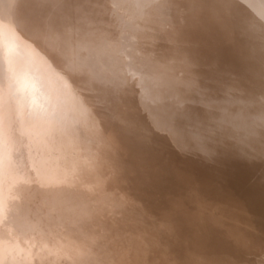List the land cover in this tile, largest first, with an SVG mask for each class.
I'll list each match as a JSON object with an SVG mask.
<instances>
[{
  "label": "rangeland",
  "instance_id": "1",
  "mask_svg": "<svg viewBox=\"0 0 264 264\" xmlns=\"http://www.w3.org/2000/svg\"><path fill=\"white\" fill-rule=\"evenodd\" d=\"M4 1L6 2V0H4ZM4 1H1V3H0L1 5L0 6H2V3H3L4 4L3 7L4 8L7 7L8 8L7 10L8 11L11 10L13 13L16 12L15 9H17V11H20L19 7H18V6H20L19 5L20 2L22 3V5L25 4L24 8L26 9L25 11H27V13L26 12H22V14L24 13L23 18L24 17H26L27 19L29 18V20L23 19V20H25L24 22L27 21L26 22L27 24H29L28 22L31 20V18H32V20L35 19V18L36 19L40 18L42 24L40 23V20L38 21V23L43 25V26H40V29L38 27L40 24H34V22L37 23L36 19L34 20V22L30 21L32 23V25L35 26L34 28L31 25V23L29 24V27L25 26L26 24H24V26L22 27V24L20 25V23L18 21V23H19L18 25H20L19 26V30L21 31L22 34L26 33V36L24 34L25 38L28 41L30 39L32 41L33 45H36V44H34L35 41L37 40L35 38L39 39L38 36H40V35L43 36L44 32H45L46 36L45 37L43 36V37L45 38V40L47 39L48 42L46 44L44 39L41 37L43 42H41L42 40L40 41V39H41L40 38L39 41H36V43L37 42L39 43V44L37 43L38 44L37 46H40V45L42 46V44H43V46L46 47V45H49L48 43H50L49 39H51V37L50 38L47 37L48 35L46 34V32L47 31L49 32V30H51V28H53L52 29L53 32L51 30V32H49V36H51V34L55 35V36H52L53 38L55 37L54 39L52 38V40H55L58 37L60 38V36L63 35L62 37L65 38V40L62 39V37H61L60 39L58 38L59 40L56 39L55 40L56 42L55 41H51V43L54 42L53 43L54 47H55V45H57V47H55L57 52L55 51V49H53L54 47H53L52 44L49 45L50 47L52 46V48H50L49 46H47L46 48L44 47V48L46 50H48V53H49V51H51L53 49L55 52L53 53V51H51L50 53L54 54V55L53 54H51V55L54 57L55 54H56V56L59 57L58 59H60V61L63 58L61 53H63L64 56L66 54H68V53H71V56H72L71 58L72 59L78 58L77 60H72L71 61V59L69 60L70 56L66 55L68 57L65 56L62 61L65 62L66 58H67L66 61H68V60L70 61V62L69 61L65 62V63H67L66 65H69L68 66L69 67L68 68L69 72L68 71L65 72L67 68L64 67L65 63L62 62V64L64 63L63 64L64 70L60 69V71H59V68H58V72L59 73L58 72L57 73L59 75L61 73L63 75L65 74V76L68 73L69 76H66L67 82H68V85H70L69 87H70L71 91L73 92L72 94L74 96V99L76 98L75 99V101L77 102L76 104H77V106H79V108L80 107L83 108V106L85 107L83 109L86 110V113L88 114V117H89L88 120L90 119L91 121L89 120L88 132L87 133H84L83 131H82V133L80 132L81 140L79 141L78 145H75L76 147L73 149L75 151V155L79 158V160L81 161L82 164L85 163V161L89 162V168L85 167L87 170L84 171V173L81 174L78 177L79 181L75 180L73 183H67V184L60 183L59 185H54V186L46 185L45 186V185L41 184L40 182H33V181L32 182H28L26 180H21L20 179L21 177H19V175L17 177L18 178L17 180L14 177L13 178L10 177L11 179H9L6 175H4L2 172H0V179H1V181H0V238H1L0 239V245H1L0 250L2 251V253L0 251V264H76V262H77V264H264V236H262V235H264V229H262V230L260 229L261 226H262V228H264V207H261V206H264V200H262V199H264V182H261L262 180H264V174H262V173H264V168H261L262 166H264V160H262L260 162L261 155H264V149H262V148H264V145H261V144H264V141H262V140H264V138H261L262 140L260 141V143L259 142H254V145L252 144L249 147H244V148L241 149V148L236 147L235 144H233L232 140H228L226 138H224L222 140V138L217 136L219 134L214 132L215 134L213 133V136L211 138L212 140L210 139L211 142L209 141V143H207L208 148L210 147L209 149H211V151L207 153V152H204L203 150L193 149L194 146H195L194 142L191 139L185 137V135H184V138H185V140H184V138H181L183 136L179 135L178 132L175 131L176 130L175 128H177V127H181V129H185V128L188 127V123H187L186 119L184 120L182 118L183 115L187 116V118H189V117H193L194 118L195 117L196 119L195 118L194 119L190 118V119H193L195 121L198 119V121H200L199 123L207 124L206 122L208 120L209 114L212 113V111H213L212 108H213L214 105L219 104L223 100L227 101L229 98L231 99L230 96H232V99H233V97L234 98L239 97V99H243L242 96H239L240 92L237 91L238 89L237 90H235V89L231 90L232 86L230 84L232 83L233 85L235 84V86H236V84L239 83V84H237L236 87H242L243 79L244 80H249V81L251 80V78H246L247 76L243 77L239 71L234 70V67L231 66V70L226 72V73H224L225 77L221 78V80H217L218 81L217 84H219L218 87H222V88H220L218 91L214 90L215 86H211V80H210V79H213V78L211 76H209L210 74H209V72H207L208 71V67H206V65H203L201 62L196 61L195 57L198 58V55H195L193 53V47L190 49V43H192V42L187 40V37L185 36V33H184L185 30L181 29V27L184 28V25H185V23H183L182 21L185 20V19L189 20V17L186 16L187 15L186 11H185L186 9H184V7L188 3L187 0H175L174 2H172L171 3L172 4L171 12L170 11L168 12L169 7H168V3L166 2L167 0H143V1L141 0L142 3H141L140 0H131V1L130 0H120V2H119V0H117V2H119L118 5H115L113 0H108V1L107 0H103V1L94 0L93 2H95V3H96V1L98 2L97 4L92 2L94 4V6L98 5L97 6L98 10H96V8L93 5L92 6L94 8L90 5L91 4V2H90L91 0L90 1L88 0L89 5H88L86 0H83L85 2L82 1L81 3H80V0H79V2H78V0H68V1H70L71 4H72V2L73 3L76 2L77 4L76 3L75 4L78 7V9H76L77 8L76 6L73 7L75 4L71 5V4H69V2L67 0H64V1H66L65 2L66 5H64L63 0H59V1L55 0L56 3H54L55 2L54 0H53L54 2L52 0H47V1H50V2H47L48 4L46 3V0H43V1H41V0H35V1L34 0H27V1H29V3L26 2L25 0H19L20 2L17 1L16 2L17 4L15 3L16 0L15 1L14 0L13 1L10 0V2H8V0H7V5H6V3ZM24 1H25V3H24ZM30 1H32V3H30ZM38 1H39V3H38ZM60 1H62L63 3L61 4ZM121 1H123V2H121ZM34 2H36V3H34ZM41 2H43V3H41ZM102 2H105L104 3L105 5L107 4V6H108V7L106 6L107 8L110 7L109 9H110V11L112 13L115 11L113 13L114 15H118V16L120 15V17L117 18L116 16L112 15V13L109 12V9H107L105 7V5H104V7L102 6L103 5ZM129 2L130 3L133 2V3L130 4ZM8 3H11L10 4L11 5V9L10 10H9L10 7H8L10 5ZM84 3L87 4V5H85ZM108 3H110L111 5L110 4L108 5ZM140 3H141V6H142L140 8V10L142 12V13H140V15L141 14H146L148 16V19H145V18L141 19V18H138V17L134 18V17L130 16V12H129L130 7H132V5H135V7H137L138 4L140 5ZM26 4H28V5L30 4V5L28 6ZM44 4H46V5H44ZM56 4H58V5L56 6ZM59 4H61V5H59ZM83 4L86 7L91 6L92 7L91 8L92 11L93 10H96V11H93V12L91 11V13H90L91 9L90 8L86 9V7H84ZM16 5H17V7H16ZM34 5H35V8L33 7ZM36 5L39 6V10H38ZM41 5H43V6H41ZM62 5H64L65 8ZM67 5L69 6L71 12L67 11V10H69ZM80 5L83 7L82 8L83 10L81 9ZM30 6L32 7L31 13L29 11L30 8H31ZM120 6L123 7V9H120L121 8ZM3 7H0V11L2 13L7 12ZM12 7H15L14 8L15 11L13 10ZM21 7H23V6H21ZM219 7H222V5L219 2L218 3H217V1H215L214 3L212 2L211 6H209V9L211 10L210 13L216 12V8H219ZM63 8H64V10H63ZM66 8H67V10H66ZM102 8L103 9L105 8V10H103ZM33 9H35V10H33ZM44 9H45V11L48 9L46 11L47 13H49V10H51V9H52L53 12L50 11L52 13H50V15L48 14V16H46L47 13L44 11L46 14L42 16V13L40 11L43 12ZM80 9H81V11H79ZM84 9L87 10L85 12L86 14L83 12V11H85ZM99 9H100V11H99ZM118 9H119V11H118ZM65 10H66L67 13L64 12ZM75 10L79 11L80 12L79 13L80 16H82V17H80V16L78 17L77 15H74L77 12ZM236 10L238 12L242 11L239 7L236 8ZM34 11H36V12H34ZM59 11L61 12L60 15L63 14V16L56 17L53 13L56 12L55 14L59 15ZM72 11H74V12H72ZM1 12H0V14H1ZM87 12L90 13V15H88L89 17L93 16V15H91L93 13L97 17L94 16L93 19L94 18L95 19L92 20V18H88ZM95 12H96V14H95ZM116 12H118L119 14H117ZM28 13H30L31 15H28ZM35 13H36V15H35ZM71 13H73V14H71ZM83 13H84V15H81ZM108 13L109 14L111 13L112 18H113V16H114V18L113 19L110 18V15ZM25 14H27L28 16L25 15ZM37 14H38V16L41 15L42 17H44V16L45 17L43 19H41L42 18L41 16L39 18H37L38 17ZM52 14L57 19L51 20V19H53ZM68 14L71 16V18H70V16H68ZM164 14L167 16V19L165 18V16H163ZM205 14L206 13H204L202 10H200V12L197 13V22H196L197 30H199V28H203V26H204L203 24L204 23L202 24L201 19L203 21H206V15L207 14L206 15ZM241 14H243V12ZM108 15H109V18H106V16L108 17ZM214 15L213 16L211 15V17H213L215 19L216 17H214ZM13 16H16V15L13 14ZM17 16L19 17L18 13H17ZM17 16H16V18H17ZM72 16H74L73 18H75V19H73ZM83 16L86 17V18L84 19ZM46 17H48L49 19L46 18ZM66 17H68L71 20H69L68 18L66 19ZM77 17L80 18V19H78ZM104 17H105V19H112V20H110L112 22H113V20L115 18H116V20H118V19H120V20H118V22L115 23V25H113V24L111 25L112 22L106 21L104 19ZM121 17L124 20H122ZM153 17H154V19H153ZM60 18H62V19H60ZM81 18L84 21L83 20L80 21ZM72 19H73V21H72ZM89 19H90V21H89ZM165 19L167 20L166 21L167 23L165 22ZM43 20L47 21V25L51 21H53L52 24L53 25L55 24V25L53 26L50 23L49 24V25H51V28H50V26L46 25V21L44 22ZM48 20H50V21H48ZM56 20H59V22H57ZM65 20L68 21V22H65ZM76 20H77V22L80 21V25H79V22L78 23L76 22L77 24L75 23ZM85 20H87V22L89 21L90 23L89 22H88L89 24L85 23L86 22ZM116 20H114V21L116 22ZM215 20L219 21L220 19L218 20L216 18ZM71 21L74 22L73 25L75 24L78 27H75V25L74 26L72 25L73 26L72 27L70 25V24H72ZM91 21L94 23L95 26L93 25V23H92L93 27L90 25ZM101 21H102V23H101ZM119 21L121 23V26H120V24H118ZM43 22H44V24H43ZM69 22H70V24H69ZM124 22H126V23H124ZM175 22H177L179 24V26L181 25L180 26L181 35H177V38H179L178 40H177V38L174 39V43H175L176 47L174 49H172L171 45H170V43L168 41L169 38L166 39V40H165V38H167L170 35L171 31L172 32L175 31L174 30L175 29V25H174ZM220 22L221 21H219V23L215 22V24H219L221 27H223V25ZM0 23L4 26V27H2L4 29V31H6V30L7 31L8 30L12 31V29L14 31L15 27L13 28L11 26L12 25L11 23H8V22L3 21V20H0ZM60 23H61V26H60L61 27V30H60L61 32L58 33L57 31L60 29V27H59ZM65 23H68V25H66ZM56 24L58 26H56ZM62 24H63L64 27H66V28L68 27V28L64 29ZM84 24H86L85 27H84ZM109 24L111 25L112 28H114V30L111 27H109L110 26ZM129 24H131V25H129ZM87 25H90V27H87ZM98 25L101 26V27L104 25L103 26L104 28L103 27H102V29L101 28H97V27H99ZM118 25L123 29V31L120 30L121 28L119 29ZM150 25H151V27H150ZM55 26H56V29L58 27L57 30L55 29ZM128 26H130V27H128ZM179 26L176 25V28H178ZM37 27H38V29H37ZM70 27H71V29H69ZM108 27L110 28V32H109ZM116 27H118L117 30H119L120 34L118 33L117 30H116L117 32H115ZM126 27H128V29ZM24 28H25V30H24ZM31 28H33V29H31ZM76 28H77V30H76ZM80 28H81V30H80ZM83 28H85V30ZM93 28H94V31H93ZM105 28H107L106 29L107 31H105ZM141 28H142V30H141ZM151 28H153V29L151 30ZM30 29L33 30V31H30L31 32L30 33L31 36H30L29 33H27V32H29L28 30H30ZM34 29H36V30H34ZM126 29H127V31H126ZM131 29H133V30H131ZM19 30L16 29V31H19ZM39 30H40V32H39ZM41 30L44 31V32H42ZM62 30H64L65 33H66V31H68L67 34L65 35V33ZM88 30L89 31L92 30L91 32H93V33L89 32ZM99 30H101V32H99L98 35H97L96 33ZM102 30H103L104 33L102 32ZM22 31H26V32H22ZM34 31H36L35 32L36 34L34 33ZM73 31H76V34ZM95 31H97V32H95ZM111 31L113 32V34H112ZM120 31H122V32H120ZM41 32L43 33V35H42ZM69 32L72 33V38H71V34ZM77 32L79 34L81 33L80 35L82 37L85 34H87L88 36L85 35V37H83L84 39L82 37H81L82 39H80V36H79V34ZM128 32L130 33V36H129ZM37 33H39L40 35L37 34ZM68 33H69V35H68ZM102 33H103V35H102ZM105 33L107 35L106 37L108 38V41H107V38L105 37ZM91 34H93L92 37L90 36ZM108 34H110L112 37L111 36L108 37ZM114 34L115 35L119 34V35H118V37L117 36L115 37ZM36 35H38V36H36ZM73 35H74V38H73ZM32 36H34L33 39H32ZM68 36L70 38H68ZM78 36H79L80 40L78 39ZM94 36H96V37H94ZM101 36L105 38V41H107V43L108 42L109 43L107 45V43H105V41L103 40L104 38H102L103 43L105 45L101 42V43H99L101 48L99 47V48L95 49L97 47V45H98L97 43L100 42V40H101V38H99ZM120 36H121V38H120ZM124 36H126L125 38L128 37L129 39H126V40L122 39V37H124ZM86 37L88 39H86ZM110 37H111V39H109ZM198 37H200V39H203L204 35L201 34ZM92 38L94 40L97 38L98 42L95 40L94 43H93V41H90V39L92 40ZM70 39L71 40L73 39L72 40L73 43L76 40L77 45H76V43L73 44L72 42H70L71 41ZM77 39L79 40L78 42H77ZM10 40H12V39H10ZM60 40H63L64 43H66L65 41H68V43H66V45H65ZM83 40L85 42L87 41V42L91 43V45L88 47L87 45H89V44L83 42ZM150 40H152V41H150ZM57 42H58V44H57ZM80 42H81V44H84V43H85V45L87 44L86 46L84 45V47H86V48L88 47V48H90V50H87L88 48L87 49L85 48L86 49L85 50L83 48V45L79 46V48H77L78 49L77 50L76 47L78 45H81V44H79ZM122 42H124V43L122 44ZM131 42H132L134 47L132 46ZM140 42H141L142 45L140 44ZM60 43H61V45H60ZM117 43H118L119 46L117 45ZM126 43L127 44L130 43V44L127 45V47H126ZM134 43H136V44L134 45ZM181 43H185L186 45L188 44L187 45V50H186L188 55H185L183 52H182L183 54H180L178 52L181 49L180 48L182 46ZM67 44H69V45H67ZM70 44H71V50H70V48H68L70 46ZM58 45L60 47L62 46V48H63V45H64L65 46L64 48H65L66 51H68V53H65L66 51H64V48L62 50V48H60ZM137 45H138V47H137ZM140 45H141V48L138 49ZM172 45H174V44H172ZM93 46H96V47L94 48ZM104 46H106V47H104ZM107 46H108L109 49H107ZM110 46L112 47V49H111ZM120 46H122L124 49L126 47L125 51H127L128 54H127V52H124L122 47H120ZM131 46H132V48H131ZM91 47L93 49H95L94 51H96L95 53H97L96 55H98V57L97 56L96 57L98 59L96 57H94L95 54H92V53H94V51L91 53V51L93 50ZM118 47H119V50H118ZM136 47H137V49H134ZM72 48L74 50L76 49V51H74ZM102 48H104V49H102ZM58 49H59L60 54H61V55L58 54L59 56L57 55V53H59ZM104 50H105V52H104ZM106 50H110V51H106ZM113 51L114 52L117 51V53L121 51L122 53L120 52L118 54L117 53L114 54ZM129 51H131V53ZM86 52H87V55H86ZM101 52H102V54H101ZM81 53H83L84 55L80 56ZM109 53L110 54L112 53L111 56H112L113 60L111 59V56L109 55ZM99 54H101V55H99ZM91 55H93V56H91ZM102 55L105 58H106V56L109 55L106 58V60L108 58L109 59L107 61L106 60L103 61L102 60V58H103ZM61 56H62V58H61ZM99 56H101V57H99ZM113 56L115 57V60H114ZM136 56H139L138 59L136 58ZM80 57L82 58V61L79 60ZM83 57H85V58H83ZM90 57H91V60H93V62L90 61ZM93 57L96 58L97 60L93 59ZM117 57L119 58V60H118ZM133 59H135V60L137 59V62L134 61ZM78 60L81 63H78ZM85 60H88V62L85 61ZM120 60H121L122 63L120 62ZM185 60H187V61H185ZM74 61H76V62H74ZM94 61H99V63L96 62V65L98 64V66H96L94 64L95 63ZM108 61L110 63H108ZM124 61L126 63L125 64L126 66L123 64ZM139 61H140V63H139ZM191 61H192V65L189 66L187 63L191 62ZM73 62H74V64H73ZM92 63H93V65L96 68L94 66L93 67L91 66ZM103 63H104V65H102ZM111 63H112V65H110ZM119 63H120V65H119ZM85 64H86L87 67L85 66ZM100 64L104 68H108L109 72H106L107 70L106 69L104 70V68L101 67ZM70 65H71V67H70ZM99 65H100L101 68L99 67ZM73 66H76L78 68L73 67ZM164 66H166L167 68L164 69L165 68ZM85 67H86V70L88 68V70L86 72H85ZM70 68H72L73 71L70 70ZM75 68L78 69L79 71L82 70L80 72L81 74H79V72H77L78 70H76ZM110 68H113V69H110ZM95 69L97 70V73H96ZM101 69H103V71H101ZM116 69H117V71H116ZM75 70H76V72H75ZM91 70L93 71V74L91 73L92 75H94V74L96 75L99 72H101V73H103V72L105 73L106 72L105 75H104V73L102 74L106 78L104 76H103V78L100 77V76H102V75H100L101 73L99 74L100 78L98 77V75H96L97 77L91 75L93 78L92 77H87V76H90L89 71H91ZM71 72H72V74H71ZM83 72H85V73H83ZM73 73H74V75H73ZM87 73H89V74L87 75ZM108 73H110V74H108ZM261 73L257 77V79H259V80H260V77H261ZM8 74L10 76V73H7L6 75H8ZM82 75H84V76L82 77ZM119 75H121V76H119ZM162 75L163 76H167V78H169L167 80H168V83L171 86L175 85L174 87L176 88V91L174 92V94H176V96H177V97L175 96V98L177 99L179 97L180 98V102L177 101L178 99L177 100L175 99L177 101V103L174 104L173 106L176 109H174V107H171L172 104L171 105L168 104L169 107L166 106V105H163V108L166 109V111H164L163 108H162V110L164 111V114H165V112L168 114L167 111H170V109H171L172 112H170V113L172 115H168L167 117H163L162 118V119H165V118L167 119V120L165 119L166 123L164 121H162V119H161L162 124L161 123L159 124L160 120H159L158 123L156 122V124H155L154 122H152V120L155 121V119L151 118L152 115H153V113H151V112L155 113L156 111L153 110V109H156V108H153V107H157L158 108V106H159V104L161 102H159V100L157 99L158 94H157L156 89L158 87L157 88L154 87V85L151 84L152 81L149 80L147 77L153 78L154 82H157L158 78H160V76H162ZM9 76H7V77H9ZM73 76L77 77L78 81L77 80L73 81L74 79H76ZM70 77H73V79L70 78ZM86 77L87 78H91V80H93V79L95 80V81H92V82L89 80L91 82V83L89 82L91 84V86L94 85V83L96 85L97 82H98V84H101V86L99 85L100 92L101 91L104 92V90L106 89L104 87L105 89L103 90V88H102V86H104L103 84L105 83V86L107 87V86H109L108 83L110 81V82H112L111 83L112 86L110 85L111 88H110V86L107 88L108 89L107 92H109L110 95L111 94L113 95L116 92H118L116 90L119 87V89H120L119 93L120 94L116 93L114 96L117 97V98L116 99H115V97H113V99L111 98V101H112L111 102L109 97H112V96H109L107 92H104V93L101 92V94H98L99 93L98 92L99 91V87L95 86V85L93 87H91V86L89 87L90 84L88 83V81H86ZM97 78L100 79L101 81L100 80L96 81ZM111 79H114L115 82L112 81ZM255 79H256V77H255ZM104 80H106V82H104ZM81 81H83V82L86 81V83L84 84ZM74 82L76 84L79 83V85L81 83V85H83V87L81 85H80V87H82V88L78 87L77 86L78 84L76 85ZM116 82H117V84H116ZM147 82H149V86L150 87L148 86ZM113 84H115V85H113ZM113 86L115 88H117V89H115V91H116L115 93L113 92L114 91V87ZM95 87L96 88L98 87L97 88V92H98L97 94L95 92L96 89H93ZM151 87H152V89H151ZM112 88H113V90H112ZM142 90L148 91L147 94H148L149 97L151 96L152 101H153V103L150 104V106H148L146 109H144L146 107V106H144V105H146L144 103H146V102L144 100L145 98L142 97V96H144V92ZM138 93H139V95H138ZM93 94H95V95H93ZM117 95L120 97V100L118 99ZM242 95H245V94H242ZM137 96H139V97L141 96L142 98H140V99H143V100L141 101ZM124 97L126 99H128L130 104H126V103H128L127 100H126V103L123 104L124 101H125ZM122 98H124V101H123ZM135 98H138V99H135ZM107 99H109L110 102ZM121 99H122L123 103H121ZM136 100H139V101L137 102ZM143 101H144V103H143ZM79 102H81V103H79ZM158 102H159V104H157ZM137 103H138V105H137ZM141 103H143V105ZM178 103H179V106H177ZM0 104H1V101H0ZM131 104H133V106H130ZM161 105H162V103L160 104V107H161ZM151 106H152V109H151ZM203 106L205 108H203ZM132 107H134V108L132 109ZM178 107H179L180 112L181 113L184 112L185 114L181 115V114L177 113ZM137 108H140L139 111L137 110ZM150 109H151V112H149ZM146 110H148V111H146ZM198 110H200V111H198ZM1 112H2V114H1ZM1 112H0V114L3 116V120H4L9 115L8 114V108L3 110V111L1 110ZM140 112H141V117H140V114H139ZM146 112H147L148 118H144L143 121H145V123L147 125L144 126V129H143V125H145V124H143L144 122L142 121L141 118H143L142 115L144 113H146ZM148 112L150 113L151 117H150V115H148ZM201 112H203V113H201ZM4 114H6L7 116L5 117ZM120 114H121V117H120ZM167 114H165V115H167ZM1 115H0V118L2 119ZM138 116H139V119L142 122V124L140 123L141 126L138 123V121H139ZM143 116L145 117L146 115H143ZM174 116L176 117V119H175ZM149 117H150V119H149ZM9 118H10V116L7 117V119H5L4 122L6 120L8 121ZM150 120L153 123V125L155 124L154 125L155 128H157V130L156 129L153 130L154 133L152 132L154 135L158 134L157 136H155V137L158 138L157 140H156L155 137H154V139L153 138L149 139V138H151V134H152L150 132V131H152L151 128H154V127H152V123L150 122ZM169 120H170V122H169ZM182 121H184V122L182 123ZM150 123H151V128L148 127V126H150ZM167 123H168V126H167ZM178 123H179V125H178ZM185 123L187 124L186 126L184 125ZM181 125H183V126H181ZM125 126H127V127H125ZM145 127H147L148 132H147ZM159 127L164 129V130H162V129L160 130ZM168 127H169V130H171V131L174 130L176 132V133H174V135H176L175 136L176 138H174L172 136L175 139L176 142H178V140L179 141L183 140L184 142L181 141V142H178L176 144L175 141L171 140L173 138L171 137V134L168 131ZM182 127H184V128H182ZM86 131H87V129H86ZM156 131H157V133H155ZM165 131L167 132V134L164 133ZM177 131H179L181 133L179 128H177ZM146 133H148V134H146ZM149 134H150V136H149ZM165 134H166L167 137L165 136ZM109 135H113L115 138H110L109 139V137H108ZM177 137L180 138V139H178ZM159 138H160V140H159ZM113 139L116 140V143H114L112 141ZM168 139H169V141H168ZM150 140H154V141H150ZM156 141H158L159 144L161 142V144H160L161 146ZM187 141H188V143H187ZM149 142H150L151 145L149 144ZM153 142H155V143H153ZM182 143L183 144L185 143V145H183ZM162 145L167 146V147H169V145H171L173 147L170 146L171 149H170V147H169V149H167V147H166L165 148L166 150H165ZM256 145H257V147L259 145H261V146H259V149L262 147L260 149L261 151L260 150L256 151V148H257ZM174 146L176 147V149L177 148L179 149V147L181 146V149H179L180 151L178 149H177L178 151L173 150L174 153H175V151H176V153L178 152V154H176L177 156L172 153V149L174 148ZM252 146H254L252 149H254L257 154L260 151V153L258 154V156L260 155V157H258L256 155V153H254L255 155H251L253 152H255V151H252V149L250 151H247ZM189 148L192 151H195L198 154H194V152H191ZM40 150H42V149H40ZM164 150L166 152H168L167 154L170 153L169 155L171 157L172 156L174 157V155L176 156V158L179 157L177 159H175L173 157L171 158L172 161L174 159V164L171 165V163H173V162L170 161V158H168L170 156L165 154L166 152ZM218 151H222V152H218ZM179 152L182 153L183 155L180 154ZM186 153L187 154L188 153L191 154L190 155L191 157L189 156V154L187 155L188 160H190L189 162L193 163L192 162L193 160H194V162L196 160H198V161H196L193 164L190 163V167L188 165L189 162L187 161L186 156H185ZM163 154H164V156H163ZM193 154H194V156H193ZM181 155H182V157H184V156L185 157L182 158ZM197 155H199L198 156L199 159H196ZM3 156H5V154ZM193 157H195V159H193ZM178 159H179V161H180V159H182L181 160L182 163H183V160L186 159L185 162L187 161V163H188V164L186 163L188 165V166H185V167H187L186 169L183 170V168H180V169L183 170L184 173L182 172V170L174 171V170H176L175 168L178 167V164L183 165L181 163V161L179 163L176 162V161H178ZM191 159H193V160H191ZM254 159H256V160H254ZM262 159H264V156H262ZM224 160H226V161H224ZM166 161H167V163L170 161L171 162V163H169L170 165L169 164L166 165ZM216 161H217V163H216ZM200 162H203V163H200ZM223 162H225V163H223ZM231 163L234 166H231L232 165ZM239 163H242L241 166L242 165L243 166L241 167L239 165ZM5 164L6 165L9 164L8 168L10 167V163H8L6 160H4L3 158L0 157V165H2V167H3ZM175 164H177V165H175ZM196 164L198 165V167H200V169L198 168V170H199L198 175H196L197 171H195V170H197V168H196L197 165ZM213 164L214 165L218 164L219 167L217 168V166H215V168H214ZM224 164H227V165H224ZM173 165H175L174 168L171 167ZM210 165L212 166V168H210L211 167ZM165 166H166V168H165ZM224 166H225V168H224ZM180 167H182V166H180ZM194 167H195V170H194ZM213 168H214V171H213ZM229 168L231 169V171H230ZM19 169L22 170L21 167H19ZM23 169H24V167H23ZM26 169L28 171L30 170V172L32 171V169L28 165H26ZM171 169H172V171H170ZM203 169H205V170L203 172L204 174L202 175L201 172L203 171ZM249 169H251V170H249ZM222 170H224V172ZM243 170H244V173H243ZM187 171L189 173L188 175L191 174L190 172H192L191 175H193L195 173V175L197 176L199 181H198V179L196 180V178L194 179L195 175H193V177H191V175L188 176L187 173H186ZM209 171H211V172H209ZM170 172L172 174H170ZM175 172L176 173L178 172V174L180 173V175L184 174L183 175L184 177L178 175V176L182 177L184 181L182 179L181 180L178 179L180 181V183H179V181H177V178H176L178 176L176 175ZM215 173H217V174H215ZM245 173H246V175H245ZM219 174H222V175H219ZM225 174L226 175L228 174L230 176H226ZM1 175H2V177H1ZM175 175H176V177H173ZM210 175H211V177H210ZM217 175H218V177H217ZM223 175L227 177L228 181L224 180V179H226V177H224ZM236 175H237V179H236ZM243 175H245V176L243 177ZM185 176L186 177L188 176L187 177L188 181L185 180V178H186ZM167 177L169 179H167ZM171 177L174 178V180L176 178L175 181L172 180L173 184L170 183L171 179H172ZM180 177H178V178H180ZM189 177H191V178H189ZM228 177L230 178V180H229ZM159 178H160V180H158ZM222 178H224V179H222ZM239 178H242V179H239ZM189 179L192 182L189 181ZM218 179L221 182H219ZM9 180H11V182H9ZM13 180H14V182H13ZM205 180H206V182H205ZM239 180L240 181L242 180V181L240 182ZM231 181H232L233 185L231 184ZM159 182L162 183L163 185L159 186L160 185ZM188 182L189 183L191 182L192 185L191 184L189 185ZM207 182H209L208 184H211V185L213 184L212 185L213 188L215 187L214 189L217 190V191H215L211 187V189L213 191L218 192L216 194H215V192L214 193L212 192V194H213L212 196H214V197L216 196L215 198L217 199V201H219L218 202L219 204H217V203H215L216 205L214 204L216 199H213L214 197L211 196V191L212 190L210 189V186H208ZM217 182H218V185H217ZM233 182H236L237 184L233 183ZM242 182H244V183L242 184ZM248 182H249V184H247ZM177 183H179L181 185H179ZM183 183H184V185H183ZM195 183L197 184L196 186H195ZM239 183H240V185H239ZM203 184H207V185H203ZM220 184H221V187H220ZM235 184H236V186H234ZM173 185H175V186H173ZM187 185L190 186L191 188L192 187H195V188L194 189L192 188L191 191L189 190V191L185 192V190H186L185 188H186ZM19 186H20L21 190H23V188H24L27 191L25 190V193H22L24 191L20 192V188H18ZM30 186H31V188H30ZM35 186H36L37 189L34 188ZM166 186H167V188H166ZM180 186H181V188H180ZM226 186H227V188H226ZM190 187H188V188L190 189ZM201 187L202 188L204 187L203 188L204 190ZM207 187H209L208 189H210V190H206ZM223 187H225L227 189V190L225 189V192L226 191L229 192V193L231 192L230 195L227 194V192H226V194H224L225 192H223V194H222V189L224 191ZM233 187H234V189H233ZM42 188H43V191L45 193L42 191ZM188 188H187V190H188ZM34 189H36V190H34ZM49 189H51V191ZM174 189H176V190H174ZM180 189H182V190H180ZM200 189H201V191H200ZM229 189H231V190H229ZM244 189H245V191H244ZM258 189H260V192L258 191ZM45 190L46 191L49 190V191L46 192ZM56 190H58V191L61 190L59 192H60V194L62 192L63 193L62 195H64V196H67L70 193L71 194L73 193V195H72L73 198H72V196H70L71 194L69 195L70 197L67 196V198H70L71 201H73V202L69 203L71 205H69V204L64 202L65 204L63 203L62 207L65 206V208H62V207H59L60 203L57 204L56 201L52 202L51 200H49L50 202L49 201L47 202V199H50L49 195L52 194V193H56L55 192ZM66 190H69L70 193L67 194L66 192H68V191H66ZM70 190H72V191H70ZM159 190H161V191H159ZM165 190H166V192H165ZM192 190H193V192H192ZM36 191L38 192V194L41 192L42 193L41 196H39L40 194L38 195ZM63 191L64 192L66 191V192L64 193ZM79 191H81V193H83V197L81 196L82 194ZM198 191H200V193H197ZM219 191H221V192H219ZM242 191H243V193H242ZM18 192L20 193V195H19ZM31 192H32L33 195L31 194ZM34 192L36 193L37 196L35 195ZM194 192H196V193H194ZM201 192H203L202 193L203 197H200L201 196ZM204 192L207 193L208 195L209 194L210 195L204 197V195H207ZM232 192H233V196L235 195L234 197H236V198L231 196ZM47 193H49V194H47ZM184 193H186L189 196H187L186 194L184 195ZM24 194H26V196L27 195L29 196L30 194L31 195L28 198V196L26 197ZM76 194L77 195L81 194L80 195L81 197L80 196H76ZM182 194H183L184 197H181ZM195 194L197 196H195ZM245 194H246V196H245ZM42 195H44L46 197L44 198V196H42ZM198 195H199V197L201 199L197 198ZM15 196H16V198H15ZM31 196L33 198L30 199ZM160 196H161V198L159 199ZM221 196H223V197H221ZM37 197L38 198L40 197L39 199H41V197H43L42 200H41L43 202H40V203L38 202L39 204H37V202H34V200L32 201V199L37 198ZM188 197L192 198V200H193L192 203L193 202L195 203V201H196L197 204L199 203V205L194 204V203H193V205H192V203L190 204L191 200H190L189 203L184 204V203L188 202L187 201ZM206 197H207V199H205ZM217 197H219V198H217ZM225 197H226V199H225ZM227 197H229V199L232 197L231 198V202L233 201V204L232 203H230V204H232V206L235 209L233 208V210H232V207L230 208L231 205L228 204L230 202V200L227 199ZM21 198H22V200H21L22 203H20V199ZM63 198H65V197H63ZM190 198H188V199H190ZM222 198H224V200ZM233 198L235 199V201L233 200ZM146 199L147 200L149 199L148 202H146L147 201ZM183 199H186V202H184ZM195 199H197V200L199 199L200 201L203 200L202 201L203 204H205V203L206 204L205 205H203V204L200 205L201 202L199 200L197 201ZM204 199L207 202L210 199H212L211 200L212 202L209 201L210 203H207L206 201H204ZM241 199H242V201L243 200L244 201L242 202ZM246 199H248L249 202ZM9 200H10V202H9ZM159 200L162 201V203H160L162 205H159V202H160ZM228 200H229V202L226 203ZM238 200H239V202L241 201L240 204L241 203H243V204L245 203L246 206H244L245 204L244 205L243 204H241V205L237 204V203H239V202H237ZM15 201H16V203L18 202V204H19V205L17 204L16 207H15V204H14ZM29 201H30V204H29ZM83 201H84L85 204L84 203L81 204V202H83ZM163 201L165 202V204H163ZM33 202L36 203V204H32ZM44 202L50 203V207L49 208L52 209V210H49V208H48L49 204L48 205H47V203L44 204ZM222 202H223V204H221ZM11 203L14 206H12ZM53 203H56L57 205L54 204L55 205L54 206ZM150 203H152V204H150ZM224 203L226 205H228V206H226ZM234 203H235V205H234ZM20 204H22V206ZM23 204H24V206H23ZM78 204H80L81 207ZM207 204H209L210 206L209 205L207 206ZM220 204H221V207H220ZM247 204H248V207H247ZM35 205H36V207L38 206V208H36ZM42 205H43V207L45 206V208H43ZM51 205H53V208H51L52 207ZM74 205H75V207H74ZM77 205L80 208H82V210L79 207H77ZM157 205L159 206V208H158ZM202 205L205 206V208L203 207V210L205 212L203 210H201L202 209ZM212 205H213V207L216 206L213 210L211 209ZM217 205H219V207ZM223 205H225L226 207L230 208L231 211L236 210V213H238L239 209H240L239 211L241 212V207L243 208V210H245V213H246V211H248V213L250 214L251 218L253 219L252 221H254L255 224H256L255 226H253L254 225L253 223H251V222L249 223L254 228H257V231H255V229H254L255 237H252V238H250V237H238V238L234 237V236H232L231 234H229L227 232V230L224 228V226H220V224H217L218 220L217 221L216 220H212V219H216V218L218 219V217H219V220H220V218H221V216L219 215L220 213H221L222 216L224 214H225L224 216H226V215H229L231 213V212H229L230 209L227 210L228 208H226ZM56 206H57V209H60V210L62 209L61 211L63 213V217H62V213L59 210L57 211ZM70 206H72L73 208L70 207ZM163 206H166V207H163ZM172 206H173L174 209L171 208ZM184 206L187 207V208H185ZM193 206H198V207L201 206V207H199L201 213H198L199 212V208H197V207H195L196 209L195 208H190V209L188 208V207H193ZM206 206L208 208H206ZM254 206H255V208H254ZM67 207H69V209H66ZM217 207L220 208L221 211L225 210V208H226L227 211L226 212L224 211V214H223L222 213L223 211L222 212L219 211ZM33 208L36 209V210H38V209L39 210L36 212V210H33ZM47 208H48L49 211H52L53 213L49 212L47 210ZM175 208H177V211H176ZM209 208H210V211L208 210ZM222 208H224V209H222ZM237 208H238V210H237ZM11 209H13V210L15 209V214L12 213V215L14 214L13 216H18L19 217L20 214H21L20 217L23 216L22 218L19 217L22 220V221H20V223L22 222L21 224L18 223V225L20 224L19 227H18V225H15L16 223H14V222H17V221L19 222V220H18L19 218L16 219V221H15V218H17V217L11 216L12 219L9 217L11 211H13ZM20 209H22V210H20ZM27 209H28V211H27ZM30 209H32V210H30ZM41 209H43V210H41ZM44 209H46V211H44ZM53 209H55V210H53ZM64 209H65V213H64ZM70 209L71 210L74 209L72 211V213L75 212L74 217H72L73 216L72 213L68 212V210H70ZM83 209H84V211H86L85 213H84ZM186 209H187V211L195 209L194 211H196V213L193 211V214L191 215L190 213L192 211H190V212L186 211L187 214L184 213V214H186V215H184L183 212H185ZM197 209H198V211H197ZM71 210H70V212H71ZM77 210L79 211V213H78ZM211 210H212V212L219 211V213L216 212V213L213 214L211 212ZM23 211L27 212L26 213L27 215ZM32 211L34 213H36V214L34 215ZM156 211L157 212L159 211L158 212L159 216L156 215L157 214ZM165 211H167V212H165ZM8 212H9V214H8ZM45 212H46V214H47V212H49L48 215H47L48 217L44 216V215H46ZM55 212H58V213H55ZM59 212H60V214H59ZM76 212H77V215H76ZM80 212L83 215H80ZM202 212H204V213H202ZM206 212L209 215H207ZM208 212H210V213H208ZM227 212L229 214H226ZM234 212H232L231 214L232 215L235 214ZM16 213L18 215H16ZM41 213H42V215H41ZM52 214H54V216ZM70 214H72L71 217L69 216ZM129 214H130V216H129ZM216 214L218 215V217H216L217 216ZM6 215L8 216L9 220H8ZM31 215L32 216L34 215L36 217H31ZM64 215H65V218H64ZM75 215H76V217H75ZM78 215H80L79 217H82V218H79ZM160 215H162L163 217L161 216V218H160ZM169 215H171V216H169ZM174 215H176L177 217L174 218ZM190 215H191V217H190ZM232 215H230V216H232ZM27 216H29L30 218L27 217ZM41 216L43 217V219H41L42 218ZM49 216H51L52 219ZM181 216H183V217H181ZM192 216H194L195 219L192 218ZM204 216H206V217H204ZM213 216H215V218ZM234 216H232V217H234ZM236 216L237 217L240 216V213H238ZM247 216H249V215L247 214ZM53 217L54 218L57 217V219H56L57 222H55V220H54V222L52 221L54 219ZM59 217L61 218V220H59ZM68 217L72 218L73 222L72 221H70V222L67 221ZM127 217H128V219H127ZM164 217L167 218V221L169 223L165 221L166 219ZM257 217H260L261 219L259 220V218H257ZM31 218H32V220H33V222L35 224L31 221ZM77 218H79V219H77ZM120 218H122V219H120ZM178 218H179L180 222H179ZM181 218L183 219V221H181L182 220ZM190 218L192 219V221H190L191 220ZM23 219H24V221H23ZM27 219L28 220L30 219L29 220L30 222H28ZM49 219H51V221ZM175 219H177L178 221L175 220ZM26 220H27V222H26ZM35 220H37V221L35 222ZM45 220H47V221L49 220L50 221V222L48 221L49 223H51L50 227L48 226L49 228L47 227L48 224H46L48 222L45 221ZM172 220H175V222H173ZM123 221H125V222H123ZM214 221H216V222H214ZM120 222H122L123 224L120 223ZM170 222L172 224H170ZM41 223L42 224L44 223V224L40 225ZM54 223L56 224V227L54 226L55 225ZM71 223H73V224H71ZM30 224L32 226L37 224L36 226H38V227L35 228V226H33L34 228L32 229V226L30 227ZM76 224H78V225H76ZM25 225H26L27 228L25 227ZM27 225H29V226H27ZM44 225H46L45 228L47 227V229H49L48 231L44 230L45 228L42 229V226L44 227ZM4 226H6L9 229H7ZM93 226H94V228H93ZM119 226H120V229H119ZM20 227L22 228V232L19 231L21 229ZM84 228H85V230H84ZM34 229H35V231H34ZM50 229H51V231H50ZM86 230H87V232H86ZM88 230L90 232H92V233H90V232L88 233ZM23 231L26 232V233H24ZM41 231H43L42 232L43 235H42ZM45 231H47V234L46 233L44 234ZM9 232H11L12 234L11 233L9 234ZM28 232H29V234H31L32 232L33 233L40 232L42 237L43 236L49 237L48 238L49 240L47 242L44 239H40V238L36 239V237H34L35 235L34 236H32V235L29 236ZM83 232H84V234H83ZM258 232H260V233H258ZM1 233L4 234V236ZM48 233H50V234L52 233V234L50 235ZM76 233H78V234H76ZM251 234H253V233H251ZM249 236H251V235H249ZM13 237H14V239H13ZM19 237H21V238L25 237L26 240H25V238L22 240ZM74 237H75V241H74ZM81 238H83V239H81ZM4 239H5V241H3ZM8 239H10L11 242ZM42 240L46 241L47 243H44V242L42 243ZM1 241H3V242H1ZM87 241L89 242V245H88ZM12 243H13V245H12ZM19 251H20V253H19ZM38 251H39V253H38ZM192 256H195V257H192ZM188 260H189V262H188ZM190 260H191V262H190ZM196 260H197V263H195ZM5 261H6V263H5ZM78 261H80V262H78Z\"/></svg>",
  "mask_w": 264,
  "mask_h": 264
},
{
  "label": "bare ground",
  "instance_id": "2",
  "mask_svg": "<svg viewBox=\"0 0 264 264\" xmlns=\"http://www.w3.org/2000/svg\"><path fill=\"white\" fill-rule=\"evenodd\" d=\"M1 1H4V0H1ZM1 1H0V3H1ZM13 1V0H12ZM15 1V0H14ZM17 1H19V0H16L15 1V3L17 2ZM26 2H28L29 3V1H27V0H25ZM25 1H24V3H25ZM35 1V0H34ZM41 1H43V0H41ZM53 1V0H52ZM55 1V0H54ZM53 1V2H54ZM59 1V0H58ZM68 1V0H67ZM83 0H80V3L82 2ZM87 1V3H88V0H86ZM90 1V0H89ZM94 0H91L90 2H91V6L93 5L94 6V4L93 3H95V2H93ZM97 1H100V0H97ZM96 1V3L95 4H97L98 2ZM101 1H103V0H101ZM108 1V0H107ZM114 1V4L115 5H118V3L120 2V0H119V2H117V0L115 1V0H113ZM131 1V0H130ZM141 1V0H140ZM143 1V0H142ZM142 1H141V3H142ZM215 1H217V3L219 2L218 0H212V2L214 3ZM5 2V1H4ZM8 2H10V0H8ZM20 2V1H19ZM23 2V1H22ZM37 2V1H36ZM36 2H34V3H36ZM47 2H50V1H47L46 0V3ZM61 2V4L64 2V5H66L65 4V2L66 1H64L63 0V2L62 1H60ZM59 2V3H60ZM69 2V4H71L70 3V1H68ZM72 2V1H71ZM75 2V1H74ZM78 2H79V0H78ZM83 2H85V1H83ZM93 2V3H92ZM106 2V1H105ZM105 2H102L103 3V7H104V3ZM121 2H123V1H121ZM136 2V1H135ZM210 2V1H209ZM6 5H7V0H6ZM30 3H32V1H30ZM38 3H39V1H38ZM41 3H43V2H41ZM54 3H56V1L54 2ZM76 3V2H75ZM75 3H73L72 2V4H75ZM101 3V2H100ZM130 3V2H129ZM133 3V2H132ZM132 3H130V4H132ZM141 3H140V5L138 4L137 5V7H135V5H132V7H130V10H129V12H130V16L131 17H134V18H145V19H148V16L146 15V14H141L140 15V13H142L141 12V10H140V8L142 7L141 6ZM220 3V2H219ZM9 5L11 4V3H8ZM14 4V3H13ZM12 4V5H13ZM17 4V3H16ZM48 4V3H47ZM61 4H59V5H61ZM71 4V5H72ZM77 4V3H76ZM76 4L73 6V7H75L76 6ZM85 4V3H84ZM83 4V5H84ZM110 3H108V5H109ZM129 4V5H130ZM136 4V3H135ZM221 4V3H220ZM1 5V4H0ZM20 6H18L19 7V10L20 11H17V9H15L16 10V12H12L10 9H11V5L10 6H8V7H10L9 8V10L10 11H8L7 9V7L6 8H4L3 6H4V4L2 3V6H0V7H3L7 12H5V13H2L1 11V14H0V20H3V21H6V22H8V23H11L10 25L14 28V31H13V29H12V31H4V29L2 28V27H4L1 23H0V101H1V104H0V112H1V110L3 111V110H5V109H7L8 108V116L6 115V114H4V116L6 117H9L10 116V118H9V120L7 121H5L4 122V120L5 119H7V117L3 120V116L1 115L2 114V112H1V116H2V119L0 118V157L1 158H3L4 160H6L8 163H10V167L8 168V165L9 164H5L3 167H2V165H0V172H2L4 175H6L9 179H11V178H15L16 180L18 179L17 177H18V175H19V177H21L20 179L21 180H26V181H28V182H40L41 184H43V185H48V186H54V185H59L60 183H64V184H67V183H73L75 180L76 181H79V176L81 175V174H83L84 173V171H86L87 169L85 168V167H88L89 168V162H87V161H85V163H81V161L79 160V158L75 155V151L73 150L76 146L75 145H78V143H79V141L81 140V135H80V132L82 133V131L84 132V133H87L88 132V129H89V120H88V114L86 113V110H84L83 108H85L83 105V108H79V106H77V102L75 101V99H74V96H73V92L71 91V89H70V85H68V82H67V78H66V76H69L68 75V73L66 74V76H65V74L63 75L62 73L59 75L58 73V68H59V71H60V69H62V70H64V68H63V64L65 63V62H68L70 59H71V61L72 60H77L78 58H74V59H72L71 57V53H68V51H66L65 50V46L63 45V48H64V51H66L65 53H68V54H66V55H68V56H70V58H69V60L68 61H66L67 60V58H66V60H65V62L64 61H62L63 59H64V57L66 56H64L63 55V53H61L62 54V56H63V58H62V56H61V61H60V59H58L59 57H57L56 56V54H55V56L53 57L51 54H53L55 51H56V48L55 47H57V45H55V47H54V42H52L51 43V41H55L56 39H58V38H56L55 40H52V36H55V35H52L51 34V36H49V32H51V30L53 29V28H51V25H49L50 23L52 24V22L53 21H51V22H49V24L47 25V21L46 20H43L44 22L46 21V25L47 26H50V28H51V30H49V32L47 31L46 32V34L48 35L47 37H51V39H49L50 40V43H48L49 45H53V49H55V51L52 49H50V48H52V46L50 47L49 45H46V47L47 46H49L48 48L51 50V51H53V53H50L51 51H49V53H48V50H46L45 48V46H43V44H42V46L40 45V46H37L38 44L36 43V41H39V39L42 37L43 39H44V41H45V43L47 44V39L45 40V32L44 31H42V32H44V35H43V33H42V35L44 36H41L39 33H37V34H39L40 36H38V35H36V36H38L39 37V39L38 38H35V39H37L36 41H35V43L34 44H36V45H33V43H32V41L29 39V41L25 38V36H26V33H24L25 34V36H24V34H22L21 33V31L19 30V26L22 24V27L24 26V24H26L25 26H28L29 27V24L31 23L30 21H32V22H34V20L36 19H33L32 20V18H31V20L28 22L29 24H27L26 22H24L25 20H23V19H27L26 17H24L23 18V16H24V13L22 14V12H26L27 13V11H25L26 9L24 8V5H22V3L20 2V4H19ZM26 5H28V4H26ZM30 5V4H29ZM28 5V6H29ZM33 5V4H32ZM40 5V4H39ZM44 5H46V4H44ZM58 4H56V6H57ZM64 5H62V6H64ZM82 5V4H81ZM80 5V6H81ZM85 5H87V4H85ZM84 5V7H86ZM88 5H89V3H88ZM111 5V4H110ZM217 5V4H216ZM21 6H23V7H21ZM37 6V5H36ZM41 6H43V5H41ZM40 6V7H41ZM49 6V5H48ZM55 6V7H56ZM79 6V7H80ZM91 6H89V7H86V9H88V8H92ZM97 6L98 5H96V6H94L95 8H96V10H98L97 9ZM107 6V4L105 5V7ZM16 7H17V5H16ZM31 7V6H30ZM34 8H35V5L33 6ZM46 7V6H45ZM51 7V6H50ZM49 7V8H50ZM53 7V6H52ZM61 7V6H60ZM59 7V8H60ZM67 7L69 8V6L67 5ZM77 7V6H76ZM93 7V8H94ZM108 7V6H107ZM106 7V8H107ZM121 7V6H120ZM128 7V6H127ZM13 8V10H14V8L15 7H12ZM37 8H38V10H39V6H37ZM42 8V7H41ZM58 8V7H57ZM64 8H65V6H64ZM64 8H63V10H64ZM83 7L81 6V9H82ZM100 8V7H99ZM110 8V7H109ZM109 8H107V9H109ZM116 8V7H115ZM118 8V7H117ZM29 9V8H28ZM27 9V10H28ZM61 9V8H60ZM73 9V8H72ZM76 9H78V7L76 8ZM81 9L79 10V11H81ZM103 9V8H102ZM120 9H123V7H121ZM14 10V11H15ZM33 10H35V9H33ZM42 10V9H41ZM48 10V9H47ZM46 10V11H47ZM56 10V9H55ZM59 10V9H58ZM62 10V11H63ZM66 10H67V8H66ZM66 10L64 11V12H66ZM83 10V9H82ZM85 10V9H84ZM96 10H93V11H96ZM103 10H105V8L103 9ZM30 13H31V11H32V7L30 8ZM37 11V10H36ZM36 11H34V12H36ZM45 11V9L43 10V12ZM45 11V12H46ZM50 11H52V9L51 10H49V13H47V15L46 16H48V14L50 15V13H52V12H50ZM67 11H70L71 12V10H70V8H69V10H67ZM75 11H77V10H75ZM79 11H77L74 15H77L78 17L80 16V12ZM87 10H85V11H83L84 13L86 12ZM89 11V10H88ZM91 11H92V9L90 10V13H91ZM92 11V12H93ZM99 11H100V9H99ZM98 11V12H99ZM108 11V10H107ZM106 11V12H107ZM113 11V10H112ZM118 11H119V9H118ZM38 12V11H37ZM41 13H42V16L43 15H45L46 13L44 12H42V11H40ZM58 12V11H57ZM72 12H74V11H72ZM109 12H111L110 11V9H109ZM115 12V11H114ZM113 12V13H114ZM128 12V11H127ZM16 13V14H15ZM17 13H18V15H19V17L17 16ZM30 13H28V15H31ZM40 13V14H41ZM56 12H54L53 14L56 16V17H61V16H63V14H61L60 15V11H59V15H56L55 14ZM67 13V12H66ZM79 15H78V14ZM84 13L83 14H81V15H84ZM89 12H87V16L88 15H90V13L88 14ZM112 13V12H111ZM111 13L109 14L110 15V18H112V15H114L113 13H112V15H111ZM117 14H119L118 12H116ZM115 13V14H116ZM13 14L14 15H16L17 16V18H16V16H13ZM39 14V15H40ZM52 14V17H53V19H51V20H54V19H57L56 17H54V15ZM71 14H73V13H71ZM86 14V13H85ZM95 14H96V12H95ZM100 14V13H99ZM98 14V15H99ZM25 15H27V14H25ZM27 15V16H28ZM35 15H36V13H35ZM67 15V14H66ZM91 15H93V16H88V18H92V20H94L93 19V17L95 16V17H97L96 15H94V13L93 14H91ZM107 15V14H106ZM109 15H108V17L106 16V18H109ZM128 15V14H127ZM37 16H38V14H37ZM41 16V15H40ZM40 16H38L37 18H39ZM41 16V17H42ZM68 16H70L69 14H68ZM114 16H116L117 18H119L120 17V15L118 16V15H114ZM114 16H113V18H114ZM123 16V15H122ZM30 17V16H29ZM33 17V16H32ZM45 17V16H44ZM44 17H42L41 19H43ZM51 17V16H50ZM74 16H72V18H73ZM77 17V18H78ZM80 17H82V16H80ZM84 17V16H83ZM127 17V16H126ZM19 18V19H18ZM34 18V17H33ZM46 18H48V17H46ZM64 18V17H63ZM68 17H66V19H67ZM70 18H71V16H70ZM86 17H84V19H85ZM112 18V19H113ZM122 18V17H121ZM125 18V17H124ZM49 19V18H48ZM60 19H62V18H60ZM69 19V18H68ZM73 19H75V18H73ZM73 19H72V21H73ZM78 19H80V18H78ZM77 19V20H78ZM104 19H105V17H104ZM112 19H105L106 21H110V20H112ZM126 19V18H125ZM153 19H154V17H153ZM27 20H29V18L27 19ZM37 20V23H35L34 22V24H40L41 23V20H40V18L39 19H36ZM40 20V23H38V21ZM69 20H71V19H69ZM77 20L75 21V23L77 22ZM83 19L81 18V20L80 21H82ZM114 20H116V18L114 19ZM113 20V22L112 21H110V22H112L111 23V25L113 24V25H115V23H117L118 22V20H120V19H118V20H116V22ZM122 20H124L123 18H122ZM18 21H19V23H20V25H18L19 23H18ZM48 21H50V20H48ZM57 22H59V20H56ZM71 21V22H72ZM80 21H78L79 22V25H80ZM84 21V20H83ZM86 22L85 23H88L89 21H90V19H89V21L87 22V20H85ZM103 21V20H102ZM102 21H101V23H102ZM44 22H43V24H44ZM62 22V21H61ZM65 22H68V21H66L65 20ZM77 22V23H78ZM95 22V21H94ZM100 22V21H99ZM128 22V21H127ZM73 23L74 22H72V24H70V22H69V24L72 26L73 25ZM76 23V24H77ZM90 23V22H89ZM88 23V24H89ZM92 21H91V26L93 27V25H94V23H93V25H92ZM124 23H126V22H124ZM123 23V24H124ZM140 23V22H139ZM42 24V23H41ZM39 25L38 27H39V29H40V26H43V25ZM59 24V23H58ZM66 25H68V23H65ZM100 24V23H99ZM118 24H120V26H121V23H120V21H119V23ZM122 24V25H123ZM31 25H32V23H31ZM53 25V24H52ZM55 25V24H54ZM53 25V26H54ZM75 25V24H74ZM73 25V26H74ZM90 25H87V27H90ZM101 25V24H100ZM105 25V24H104ZM103 25V26H104ZM110 25V24H109ZM111 25L109 26V27H111ZM125 25V24H124ZM129 25H131V24H129ZM143 25V24H142ZM33 26V25H32ZM37 26V25H36ZM45 26V25H44ZM56 26H58L57 24H56ZM56 26H55V29H56ZM61 26V23H60V25H59V27ZM62 26H63V24H62ZM72 26V27H73ZM86 26V24H84V27ZM95 26V25H94ZM99 26V25H98ZM102 26V27H103ZM119 26V25H118ZM119 26V29L121 28ZM126 26V25H125ZM144 26V25H143ZM6 27V26H5ZM21 27V28H22ZM35 26H33V28H34ZM38 27H37V29H38ZM75 27H78L77 25H75ZM83 27V26H82ZM91 27V28H92ZM102 27L101 26H99V27H97V28H101L102 29ZM108 27V29H109V32H110V28ZM128 27H130V26H128ZM128 27H126L127 29H128ZM150 27H151V25H150ZM33 28H31V29H33ZM45 28V27H44ZM47 28V27H46ZM49 28V27H48ZM63 28L64 29H67L66 27H64L63 26ZM62 28V29H63ZM104 28V27H103ZM112 28V27H111ZM117 28L118 27H116V29H115V32H117L118 31V33H119V30H117ZM125 28V27H124ZM132 28V27H131ZM6 29V28H5ZM16 29H18L19 31H16ZM23 29V28H22ZM28 30L29 32H27V33H31L30 31H33V30ZM57 29H58V27H57ZM56 29V30H57ZM69 29H71V27L69 28ZM84 30H85V28H83ZM107 28H105V31H107L106 30ZM113 30H114V28H112ZM127 29H126V31H127ZM153 28H151V30H152ZM24 30H25V28H24ZM34 30H36V29H34ZM61 30V27H60V29L57 31L58 33L59 32H61L60 31ZM73 30V29H72ZM75 30V29H74ZM76 30H77V28H76ZM80 30H81V28H80ZM98 30V29H97ZM112 30V31H113ZM117 30V31H116ZM120 30H122L123 31V29L121 28ZM125 30V29H124ZM130 30V29H129ZM131 30H133V29H131ZM141 30H142V28H141ZM63 32H64V30H62ZM83 31V30H82ZM87 31V30H86ZM89 31V30H88ZM92 30H90L89 32H91ZM93 31H94V28H93ZM111 31V32H112ZM122 31H120V32H122ZM8 32V33H7ZM15 32V33H14ZM22 32H26V31H22ZM36 31H34V33H35ZM39 32H40V30H39ZM52 32H53V30H52ZM67 32L68 31H66V33H65V35L67 34ZM73 32H75V34H76V31H73ZM79 32V31H78ZM77 32V33H78ZM88 32V33H89ZM95 32H97V31H95ZM99 32H101V30H99L96 34L98 35V33ZM102 32H103V30H102ZM131 32V31H130ZM33 33V32H32ZM55 33V32H54ZM70 33V32H69ZM69 33H68V35H69ZM85 33V32H84ZM91 33H93V32H91ZM104 33V32H103ZM103 33H102V35H103ZM107 33V32H106ZM106 33H105V37L107 36L106 35ZM129 33V32H128ZM138 33V32H137ZM36 34V33H35ZM63 34V33H62ZM71 34V38H72V33H70ZM74 34V33H73ZM79 34V33H78ZM81 34V33H80ZM79 34V36H80V39H82L83 37H85V35H87V34H83L84 36L82 37L81 35ZM95 34V35H96ZM101 34V33H100ZM112 34H113V32H112ZM120 34V33H119ZM118 34V35H119ZM118 35H115L114 34V36L116 37H118ZM156 35V34H155ZM28 36V35H27ZM30 36H31V34H30ZM60 36V35H59ZM63 35H61L60 36V38L62 37ZM77 36V35H76ZM79 36H78V39H79ZM88 36V35H87ZM91 37L93 36V34H91L90 35ZM109 36H111L110 34H108V37ZM113 36V37H114ZM129 36H130V33H129ZM149 36V35H148ZM33 37L34 36H32V39H33ZM65 37V36H64ZM67 37V36H66ZM82 37V38H81ZM94 37H96V36H94ZM112 37V36H111ZM111 37L109 38V39H111ZM126 36H124V37H122V39H129L128 37L127 38H125ZM20 38V39H19ZM31 38V37H30ZM42 38L40 39V41L42 40ZM55 38V37H54ZM53 38V39H54ZM59 38V39H60ZM68 38H70L69 36H68ZM73 38H74V35H73ZM99 38H101V40H100V42H98L97 40V38L95 39L98 43V45H97V47L96 46H93L95 49H97V48H101V46H100V44L99 43H103V40L105 41V38L104 37H99ZM102 38H104L103 40H102ZM107 38V37H106ZM120 38H121V36H120ZM177 38V37H176ZM10 39H12V40H10ZM58 39V40H59ZM62 39H64L65 40V38H63L62 37ZM67 39V38H66ZM77 39V42L80 40H78ZM84 39V38H83ZM86 39H88L87 37H86ZM115 39V38H114ZM119 39V38H118ZM121 39V40H122ZM10 40V41H9ZM57 40V41H58ZM68 40V39H67ZM71 40V39H70ZM73 40V39H72ZM72 40L70 41V42H72ZM75 40V39H74ZM93 38H92V40L90 39V41H93V43H94V41H95ZM165 40H166V38H165ZM177 40H178V38H177ZM34 41V40H33ZM60 41H62L63 43H64V41L63 40H60ZM89 41V40H88ZM107 41H108V38H107ZM107 41H105V43H107ZM118 41V40H117ZM139 41V40H138ZM150 41H152V40H150ZM149 41V42H150ZM169 41V40H168ZM41 42H43V40L41 41ZM56 42V41H55ZM61 42V43H62ZM66 43H68V41H65ZM69 42V43H70ZM83 42H85L84 40H83ZM134 42V41H133ZM143 42V41H142ZM159 42V41H158ZM44 43V44H45ZM61 43H60V45H61ZM66 43H64L65 45H66ZM73 43V42H72ZM76 43V40H75V42L73 43V44H75ZM85 43H87V44H89V45H87L88 47L91 45V43H89V42H85ZM85 43L84 44H81V42L79 43V44H81V45H78L77 47H76V49L77 48H79V46H82L83 45V48L85 49L86 47H84V45H85ZM109 43V42H108ZM108 43H107V45H108ZM124 42H122V44H123ZM41 44V43H40ZM56 44V43H55ZM57 44H58V42H57ZM104 44V43H103ZM121 44V43H120ZM130 44V43H129ZM129 44H127L126 43V47H127V45H129ZM131 44H132V42H131ZM136 43H134V45H135ZM140 44H141V42H140ZM150 44V43H149ZM67 45H69V44H67ZM76 45H77V43H76ZM85 45V46H86ZM102 45V44H101ZM105 45V44H104ZM117 45H118V43H117ZM142 45V44H141ZM141 45L139 46V48L138 49H140L141 48ZM188 45V44H187ZM59 46V45H58ZM119 46V45H118ZM125 46V45H124ZM132 46H133V44H132ZM132 46H131V48H132ZM45 47V48H44ZM60 47V46H59ZM58 47V48H59ZM68 47V46H67ZM66 47V48H67ZM87 47V48H88ZM104 47H106V46H104ZM111 47V46H110ZM120 47H122V46H120ZM126 47H125V49H126ZM134 47V46H133ZM137 47H138V45H137ZM137 47L136 48H134V49H137ZM60 48H62V46L60 47ZM63 48H62V50H63ZM68 48H70V50H71V44H70V46L68 47ZM82 48V47H81ZM86 48V49H87ZM92 48V47H91ZM129 48V47H128ZM73 49V48H72ZM76 49L74 50V51H76ZM83 49V50H84ZM85 49V50H86ZM93 49V48H92ZM95 49H93L92 51H91V53L95 50ZM102 49H104V48H102ZM107 49H109L108 48V46H107ZM111 49H112V47H111ZM117 49V48H116ZM122 49H123V51L124 52H127V51H125V49L122 47ZM130 49V48H129ZM61 50V49H60ZM61 50V51H62ZM69 50V49H68ZM78 50V49H77ZM81 50V49H80ZM82 50V51H83ZM87 50H90V48H88ZM99 50V49H98ZM101 50V49H100ZM118 50H119V47H118ZM178 50V49H177ZM58 51H59V49H58ZM81 51V52H82ZM103 51V50H102ZM106 51H110V50H106ZM133 51V50H132ZM57 52V51H56ZM72 52V51H71ZM78 52V51H77ZM96 51H94V53H92V54H95V56L94 57H98V55H96L97 53H95ZM98 52V51H97ZM104 52H105V50H104ZM114 52V51H113ZM121 52V51H120ZM120 52H118V53H120ZM130 53H131V51H129ZM49 55H48V54ZM74 53V52H73ZM84 53V52H83ZM83 53H81V55L80 56H82V55H84ZM115 53H117V51L116 52H114V54ZM117 53V54H118ZM122 53V52H121ZM58 54H60V51H59V53H57V55ZM60 54V55H61ZM101 54H102V52H101ZM101 54H99V55H101ZM105 54V53H104ZM103 54V55H104ZM125 54V53H124ZM127 54H128V52H127ZM126 54V55H127ZM133 54V53H132ZM54 55V54H53ZM74 55V54H73ZM78 55V54H77ZM76 55V56H77ZM86 55H87V52H86ZM102 55V57L104 58H102V60L103 61H105L106 60V58L110 55H112V53L110 54L109 53V55L108 56H106V58L104 57ZM130 55V54H129ZM136 55V54H135ZM59 56V55H58ZM68 56H66V57H68ZM75 56V55H74ZM79 56V55H78ZM91 56H93V55H91ZM118 56V55H117ZM120 56V55H119ZM123 56V55H122ZM167 56V55H166ZM93 57V59H96V58H94ZM99 57H101V56H99ZM114 57V56H113ZM138 57L139 56H136V58L138 59ZM141 57V56H140ZM145 57V56H144ZM83 58H85V57H83ZM87 58V57H86ZM118 58V57H117ZM121 58V57H120ZM58 59V60H57ZM89 59V58H88ZM98 59V58H97ZM96 59V60H97ZM101 59V58H100ZM109 59V58H108ZM107 59V60H108ZM111 59L113 60V58H112V56H111ZM122 59V58H121ZM137 59L135 60V59H133L134 61H136L137 62ZM79 60H81L82 61V58L80 57V59ZM79 60H78V63H81V62H79ZM106 60V61H107ZM114 60H115V57H114ZM118 60H119V58H118ZM85 61H87L88 62V60H85ZM90 61H92L93 62V60H91V57H90ZM100 61V60H99ZM99 61H94L95 63V65H96V62L97 63H99ZM132 61V60H131ZM62 62H64L63 64H62ZM70 62V61H69ZM74 62H76V61H74ZM74 62H73V64H74ZM120 62H121V60H120ZM127 62V61H126ZM142 62V61H141ZM77 63V64H78ZM90 63V62H89ZM88 63V64H89ZM106 63V62H105ZM108 63H110L109 61H108ZM115 63V62H114ZM122 63V62H121ZM129 63V62H128ZM139 63H140V61H139ZM67 63H65L64 64V67L65 68H67L66 69V71L65 72H69V65H66ZM69 64V63H68ZM83 64V63H82ZM81 64V65H82ZM124 65L126 64L125 63V61H124V63H123ZM154 64V63H153ZM76 65V64H75ZM80 65V66H81ZM90 65V64H89ZM101 65V64H100ZM100 65H99V67H100ZM102 65H104V63L102 64ZM101 65V67H103ZM110 65H112V63L110 64ZM119 65H120V63H119ZM123 65V66H124ZM78 66V65H77ZM85 66H86V64H85ZM91 66L93 67L94 65H93V63L91 64ZM96 66H98V64L96 65ZM107 66V65H106ZM126 66V65H125ZM128 66V65H127ZM70 67H71V65H70ZM73 67H76V66H73ZM83 67V66H82ZM81 67V68H82ZM87 67V66H86ZM86 67H85V72L88 70V68H87V70H86ZM89 67V66H88ZM91 67V68H92ZM95 67V66H94ZM100 67V68H101ZM109 67V66H108ZM112 67V66H111ZM165 68L164 69H166L167 67L166 66H164ZM76 68H78V67H76ZM75 68V69H76ZM96 68V67H95ZM104 68V67H103ZM148 68V67H147ZM154 68V67H153ZM5 69V70H4ZM74 69V68H73ZM80 69V68H79ZM107 70L106 72H109L108 71V68H104V70ZM110 69H113V68H110ZM118 69V68H117ZM117 69H116V71H117ZM129 69V68H128ZM162 69V68H161ZM61 70V71H62ZM70 70H72V68H70ZM76 70H78V69H76ZM76 70H75V72H76ZM94 70V69H93ZM99 70V69H98ZM115 70V69H114ZM73 71V70H72ZM82 70H78L77 72H79V74H81L80 72H81ZM95 71H96V73H97V70L95 69ZM94 71V72H95ZM100 71V70H99ZM98 71V72H99ZM101 71H103V69H101ZM167 71V70H166ZM10 73V76H9V74L8 75H6L7 73ZM58 72V73H57ZM85 72H83V73H85ZM106 72L104 73V75L106 74ZM115 72V71H114ZM130 72V71H129ZM157 72V71H156ZM89 73H90V76H87V77H92V76H95V77H97L96 75H98V77L100 76V75H102L103 73H101V72H99L98 74H94V75H92L93 74V71L91 70V71H89ZM89 73H87V75L89 74ZM92 73V74H91ZM101 73V74H100ZM71 74H72V72H71ZM70 74V75H71ZM76 74V73H75ZM100 74V75H99ZM108 74H110V73H108ZM107 74V75H108ZM119 74V73H118ZM73 75H74V73H73ZM92 75V76H91ZM104 75H102V76H100V77H102L103 78V76ZM116 75V74H115ZM7 76H9V77H7ZM84 75H82V77H83ZM109 76V75H108ZM111 76V75H110ZM114 76V75H113ZM117 76V75H116ZM119 76H121V75H119ZM74 77V76H73ZM73 77H70V78H72L73 79ZM81 77V78H82ZM86 77V81H88V83L91 81H95L94 79L93 80H91V78H87ZM94 77V78H95ZM99 77V78H100ZM105 77V76H104ZM129 77V76H128ZM74 78H76V79H74L73 81H75V80H77L78 81V78L77 77H74ZM93 78V77H92ZM101 78V79H102ZM106 78V77H105ZM111 78V77H110ZM113 78V77H112ZM149 80H151L152 81V83L151 84H153L154 85V87H158L157 89H156V91H157V94H158V97H157V99L159 100V102H161L162 103V105H161V107H160V104H159V102L157 103V104H159V106H158V108L157 107H153V108H156V109H153V110H155L156 112L154 113V112H151V109H152V106H151V109H150V111L149 112H151V113H153V115H152V117H151V115H150V113L148 112V115H150V117L151 118H153V119H155V121L154 120H152V122H154L155 124H156V122L158 123L159 122V120H160V122H159V124L161 123L162 124V122H161V119L163 118V117H167L168 115H172L170 112H172L171 111V109H170V111H167L168 112V114L165 112V114H167V115H165L164 114V111H166V109L165 108H163V105H166V106H168L169 107V105H171V107H174L173 105L174 104H176L177 103V101L178 102H180V98L178 97L177 99L175 98V96H176V94H174V92L176 91V88L174 87V86H171L169 83H168V80L167 79H169V78H167V76H160V78H158V80H157V82H154V79L153 78H149V77H147ZM88 79V80H87ZM118 79V78H117ZM178 79V78H177ZM83 80V79H82ZM90 80V81H89ZM98 80H100V79H98L97 78V80L96 81H98ZM110 80V79H109ZM112 81H114L115 82V80L114 79H111ZM86 81H81L82 83H86ZM101 81V80H100ZM103 81V80H102ZM126 81V80H125ZM133 81V80H132ZM173 81V80H172ZM175 81V80H174ZM180 81V80H179ZM90 82V83H91ZM104 82H106V80H104ZM128 82V81H127ZM75 83V82H74ZM73 83V84H74ZM89 83V84H90ZM94 83V82H93ZM101 83V82H100ZM111 83L112 82H110L109 81V86L111 85ZM148 83V86H149V82H147ZM182 83V82H181ZM7 84V85H6ZM76 84V83H75ZM78 84V85H77ZM76 85L78 86V87H80V85H81V83H80V85H79V83H77ZM107 84V83H106ZM116 84H117V82H116ZM150 84V85H151ZM175 84V83H174ZM94 85H95V83H94ZM94 85H92L91 86V84L89 85V87L91 86V87H93ZM99 85L101 86V84H98V82L96 83V85L95 86H98L99 87ZM104 86H102V88H103V90L106 88H108L109 86H105V83L103 84ZM113 85H115V84H113ZM125 85V84H124ZM82 87H83V85H81ZM112 86V85H111ZM111 86H110V88H111ZM119 86V85H118ZM143 86V85H142ZM182 86V85H181ZM76 87V86H75ZM82 87H80V88H82ZM87 87V86H86ZM97 87V88H98ZM105 87V88H104ZM114 87V86H113ZM117 87V86H116ZM150 87V86H149ZM88 88V87H87ZM97 88L95 87V88H93V89H96L95 90V92H96V94L98 93V94H101V92H100V87H99V91L97 92ZM101 88V89H102ZM109 88V89H110ZM122 88V87H121ZM143 88V87H142ZM105 89V90H106ZM115 89H117V88H115L114 87V93L116 92V91H118V92H116V93H119L120 92V89H119V87H118V89L115 91ZM151 89H152V87H151ZM179 89V88H178ZM104 90V92H107L108 91V89L105 91ZM112 90H113V88H112ZM122 90V89H121ZM149 90V89H148ZM143 92H144V96H142L143 98H145L144 100H145V102L146 103H144V101H143V103L144 104H146V105H144V106H146L144 109H146L148 106H150V104H152L153 103V101H152V98H151V96L149 97L148 96V91H145V90H142ZM178 91V90H177ZM91 92V91H90ZM104 92H102V93H104ZM112 92V91H111ZM127 92V91H126ZM108 93V95L109 96H112V97H109L110 98V101H111V98L113 99V97H115L114 95L116 94H111L110 95V93L109 92H107ZM120 94V93H119ZM192 94V93H191ZM91 95V94H90ZM93 95H95V94H93ZM106 95V94H105ZM138 95H139V93H138ZM98 96V95H97ZM96 96V97H97ZM104 96V95H103ZM118 96V95H117ZM122 96V95H121ZM153 96V95H152ZM205 96V95H204ZM102 97V96H101ZM108 97V96H107ZM123 97V96H122ZM130 97V96H129ZM139 99L140 98H142L141 96L139 97V96H137ZM177 97V96H176ZM196 97V96H195ZM117 97H115V99H116ZM125 98V97H124ZM124 98H122L123 99V101H124ZM131 98V97H130ZM129 98V99H130ZM138 98H135V99H138ZM150 98V99H149ZM105 99V98H104ZM118 99L120 100V97L118 96ZM117 99V100H118ZM122 99H121V103H123V101H122ZM156 99V98H155ZM177 101H176V100ZM244 99V98H243ZM108 101H109V99H107ZM126 100H127V102L128 103H126ZM141 101L143 100V99H140ZM190 100V99H189ZM5 101V102H4ZM80 101V100H79ZM109 101V102H110ZM137 102L139 101V100H136ZM140 101V102H141ZM171 101V102H170ZM182 101V100H181ZM198 101V100H197ZM97 102V101H96ZM112 102V101H111ZM9 103V104H8ZM79 103H81V102H79ZM130 104V102L128 101V99H126L125 98V101H124V103L123 104ZM143 103H141L142 105H143ZM140 104V105H141ZM169 104V105H168ZM137 105H138V103H137ZM136 105V106H137ZM187 105V104H186ZM9 106V107H8ZM86 106V105H85ZM130 106H133V104H131ZM177 106H179V103L177 104ZM201 106V105H200ZM160 107V108H159ZM165 107V106H164ZM193 107V106H192ZM134 107H132V109H133ZM150 108V107H149ZM162 108H163V110H162ZM167 108V107H166ZM202 108V107H201ZM203 108H205L204 106H203ZM211 108V107H210ZM139 109L140 108H137V110L139 111ZM174 109H176L175 107H174ZM195 109V108H194ZM200 109V108H199ZM82 110V111H81ZM135 110V109H134ZM152 110V111H153ZM168 110V109H167ZM146 111H148V110H146ZM158 111V112H157ZM187 111V110H186ZM197 111V110H196ZM198 111H200V110H198ZM204 111V110H203ZM122 112V111H121ZM137 112V111H136ZM144 112V111H143ZM209 112V111H208ZM213 112V111H212ZM5 113V112H4ZM91 113V112H90ZM177 113H179V114H181V115H183V114H185L184 112L183 113H181L180 112V110H179V107H178V109H177ZM201 113H203V112H201ZM130 114V113H129ZM140 114V117H141V112L139 113ZM143 114V113H142ZM190 114V113H189ZM200 114V113H199ZM205 114V113H204ZM143 115H146L145 117L143 116ZM142 115V117L143 118H141L142 119V121H143V119L144 118H148V116H147V112L146 113H144ZM165 115V116H164ZM175 115V114H174ZM193 115V114H192ZM191 115V116H192ZM201 115V114H200ZM206 115V114H205ZM129 116V115H128ZM177 116V115H176ZM180 116V115H179ZM178 116V117H179ZM120 117H121V114H120ZM150 117H149V119H150ZM175 117V116H174ZM202 117V116H201ZM92 118V117H91ZM184 120L186 119V121H187V123H188V127L187 128H185V129H181V127H177V128H179L180 129V131H181V133L183 134H181L179 131H177V128H175L176 130V132H178V134L179 135H181V136H183V137H181V138H184V135H185V137H187V138H189V139H191L193 142H194V144H195V146H194V148L193 149H199V150H203L204 152H210L211 151V149H209L208 148V146H207V143H209V141H210V139L212 138V136H213V133L215 132V131H217V132H220L221 130L223 131V128L221 129V128H219V125H218V119L213 115V114H209V117H208V120H207V124H203V123H199L200 121H198V119L195 121V120H193L194 118L193 117H189V118H187V116H185V115H183V117H182ZM181 118V119H182ZM190 118H193V119H190ZM138 119H139V116H138ZM166 119V118H165ZM165 119H162V121H164L165 122ZM175 119H176V117H175ZM196 119V118H195ZM79 120V121H78ZM147 120V119H146ZM167 120V119H166ZM190 120V121H189ZM84 123H83V122ZM91 121V120H90ZM138 121V120H137ZM140 121V122H139ZM139 121H138V123L140 124H142V122H141V120L139 119ZM189 121V122H188ZM93 122V121H92ZM144 123L143 124H145V125H143V129H144V126H146L147 124L145 123V121H143ZM148 122V121H147ZM150 122H151V120H150ZM151 122V123H152ZM169 122H170V120H169ZM184 121H182V123H183ZM149 123V122H148ZM151 123H150V126H148V127H150L151 128ZM166 123V122H165ZM141 124H140V126H141ZM154 124V125H155ZM153 125V123H152V127H154V128H151L152 129V131H150L151 133L153 132L154 133V129H156L157 130V128H155V126ZM166 125V124H165ZM164 125V126H165ZM177 125V124H176ZM178 125H179V123H178ZM185 126L187 125L186 123L184 124ZM121 126V125H120ZM157 126V125H156ZM159 126V125H158ZM163 126V127H164ZM167 126H168V123H167ZM171 126V125H170ZM181 126H183V125H181ZM125 127H127V126H125ZM175 127V126H174ZM146 128V130H147V127H145ZM160 128V127H159ZM182 128H184V127H182ZM86 129H87V131H86ZM140 129V128H139ZM142 129V128H141ZM149 129V128H148ZM150 129V130H151ZM162 128H160V130H161ZM174 129V128H173ZM172 129V130H173ZM159 130V129H158ZM162 130H164V129H162ZM167 130V129H166ZM168 131H169V133L171 134V137L173 136L174 138H176L175 136L176 135H174V133H176L174 130V132L173 131H171V130H169V127H168ZM147 132H148V130H147ZM149 132V133H150ZM162 132V131H161ZM152 133V134H153ZM155 133H157V131L155 132ZM163 133V132H162ZM164 133H166L167 134V132L165 131ZM146 134H148V133H146ZM151 134V138H149V139H154V137L155 136H157V135H152ZM166 134H165V136H166ZM215 134V133H214ZM169 135V134H168ZM220 135V134H219ZM112 136V137H111ZM149 136H150V134H149ZM153 136V137H152ZM160 136V135H159ZM164 136V137H165ZM109 137V139L110 138H115L113 135H109L108 136ZM167 137V136H166ZM172 137V138H173ZM156 138V140L158 139L157 137H155ZM170 138V137H169ZM171 139V140H173V141H175V139ZM178 138V137H177ZM163 139V138H162ZM178 139H180V138H178ZM177 139V140H178ZM148 140V139H147ZM159 140H160V138H159ZM164 140V139H163ZM184 140H185V138H184ZM212 140V139H211ZM215 140V139H214ZM262 139H260L259 140V143H260V141H261ZM114 143H116V140L115 139H113L112 140ZM150 141H154V140H150ZM166 141V140H165ZM168 141H169V139H168ZM181 141H183V140H181ZM181 141H179L178 140V142H181ZM262 141H264V140H262ZM157 143H158V141H156ZM163 142V141H162ZM176 142V141H175ZM174 142V143H175ZM178 142H176V144L178 143ZM184 142V141H183ZM211 142V141H210ZM153 143H155V142H153ZM187 143H188V141H187ZM149 144H150V142H149ZM159 144V143H158ZM157 144V145H158ZM160 144H161V142H160ZM159 144V145H160ZM164 144V143H163ZM166 144V143H165ZM171 144V143H170ZM183 144V143H182ZM257 144V143H256ZM151 145V144H150ZM167 145V144H166ZM183 145H185V143L183 144ZM191 145V144H190ZM252 145V144H251ZM253 145H254V142H253ZM261 145H264V144H261ZM261 145H259V146H261ZM156 146V145H155ZM161 146V145H160ZM163 147H164V149L167 147V146H164V145H162ZM171 145H169V147H170ZM178 146V145H177ZM259 146L257 147V145H256V151L257 150H260L259 149ZM158 147V146H157ZM169 147H167V149H169ZM171 147H173V146H171ZM171 147H170V149H171ZM188 148V147H187ZM221 148V147H220ZM40 149H42V150H40ZM142 149V148H141ZM178 149V148H177ZM176 149V147L174 146V148L172 149V153L173 154H178V152L176 153V151H178L179 149H181V146L179 147V149L177 150ZM190 149V148H189ZM252 148L250 147V149L249 150H247V151H250ZM262 149H264V148H262ZM143 150V149H142ZM162 150V149H161ZM166 150V149H165ZM164 150V151H165ZM173 150H176L175 151V153H174V151ZM188 150V149H187ZM180 151V150H179ZM189 151V150H188ZM187 151V152H188ZM190 151L191 152H194V154H198V153H196L195 151H192L191 149H190ZM252 151H255L254 149H252ZM256 151L255 152H253L251 155H255L254 153H256ZM261 151V150H260ZM260 151L258 152V154L260 153ZM166 152V151H165ZM164 152V153H165ZM218 152H222V151H218ZM225 152V151H224ZM160 153V152H159ZM168 152H166L165 154H167ZM171 153V154H172ZM180 153V152H179ZM233 153V152H232ZM238 153V152H237ZM246 153V152H245ZM248 153V152H247ZM5 154V156H3ZM170 154V153H169ZM169 154H167V155H169ZM180 154H182V153H180ZM189 154V153H188ZM187 153H186V159H187V161L189 162L190 160H188V158H187V155H188ZM194 154H193V156H194ZM200 154V153H199ZM202 154V153H201ZM240 154V153H239ZM249 154V153H248ZM258 154L256 153V155L258 156ZM161 155V154H160ZM174 155V157L173 158H175V159H177V158H179V157H177L176 158V156ZM183 155V154H182ZM182 155H181V157H182ZM191 154H189V156H190ZM217 155V154H216ZM233 155V154H232ZM162 156V155H161ZM163 156H164V154H163ZM170 156V155H169ZM180 156V155H179ZM184 156V157H185ZM188 156V157H189ZM199 155H197V158L196 159H199V157H198ZM213 156V155H212ZM221 156V155H220ZM240 156V155H239ZM256 156V157H257ZM262 156H264V155H261V157H260V155L258 156V157H260L261 158V160H260V162L262 161V160H264V159H262ZM166 157V156H165ZM171 156L170 157H168V158H170V161L171 162H173V163H171L170 161L167 163V161H166V165H168L169 163H171V165L172 164H174V159H173V161L171 160V158H172ZM184 157H182V158H184ZM191 157V156H190ZM189 157V158H190ZM196 157V156H195ZM195 157H193V159H195ZM206 157V156H205ZM209 157V156H208ZM214 157V156H213ZM201 158V157H200ZM212 158V157H211ZM252 158V157H251ZM186 159H184L183 160V163H182V159H180V161H181V163L184 165H180V164H178V169L177 168H175L176 170H174V171H180V170H182V169H180V168H183V170L184 169H186L187 167H185V166H188L189 165V167H190V163L191 162H189V164L187 163V161L185 162V160ZM193 159H191V160H193ZM259 159V158H258ZM163 160V159H162ZM169 160V159H168ZM205 160V159H204ZM217 160V159H216ZM239 160V159H238ZM254 160H256V159H254ZM176 161V160H175ZM179 161V159H178V161H176V162H180ZM196 161H198V160H196ZM195 161V162H196ZM201 161V160H200ZM214 161V160H213ZM224 161H226V160H224ZM242 161V160H241ZM248 161V160H247ZM175 162V163H176ZM193 163H195L194 162V160L192 161ZM228 162V161H227ZM239 162V161H238ZM186 165H185V164ZM193 163H191V164H193ZM200 163H203V162H200ZM205 163V162H204ZM215 163V162H214ZM216 163H217V161H216ZM223 163H225V162H223ZM199 164V163H198ZM207 164V163H206ZM210 164V163H209ZM208 164V165H209ZM220 164V163H219ZM232 164V163H231ZM241 164L242 163H239V165L241 166ZM258 164V163H257ZM261 164V163H260ZM26 165H28V166H30V168L32 169V171L30 172V170L28 171L27 169H26ZM170 165V164H169ZM175 165H177V164H175ZM175 165H173V166H171V167H175ZM182 166V167H180V166ZM197 165V164H196ZM221 165V164H220ZM224 165H227V164H224ZM259 165V164H258ZM24 167V169H23V167ZM195 166V165H194ZM211 166V165H210ZM215 166H217V168L219 167L218 166V164L217 165H214L213 164V167L215 168ZM231 166H234L233 164L231 165ZM243 166V165H242ZM241 166V167H242ZM260 166V165H259ZM19 167H21V169L22 170H20L19 169ZM170 167V166H169ZM170 167V168H171ZM185 167V168H184ZM188 167V168H189ZM206 167V166H205ZM230 167V166H229ZM257 167V166H256ZM157 168V167H156ZM165 168H166V166H165ZM197 170H195V167H194V170L195 171H197V173H196V175H198V172H199V170H198V168L200 169V167H198V165H197ZM202 168V167H201ZM210 168H212V166L210 167ZM209 168V169H210ZM214 168H213V171H214ZM221 168V167H220ZM224 168H225V166H224ZM223 168V169H224ZM261 168H264V166H262ZM260 168V169H261ZM168 169V168H167ZM227 169V168H226ZM230 169V168H229ZM234 169V168H233ZM236 169V168H235ZM183 170H182V172H183ZM190 170V169H189ZM188 170V171H189ZM204 170L205 169H203V171L201 172L202 173V175L204 174L203 172H204ZM225 170V169H224ZM224 170H222L223 172H224ZM249 170H251V169H249ZM258 170V169H257ZM168 171V170H167ZM170 171H172V169L170 170ZM173 171V172H174ZM188 171L186 172L187 173V175L189 174L188 173ZM212 171V170H211ZM211 171H209V172H211ZM212 171V172H213ZM230 171H231V169H230ZM233 171V170H232ZM235 171V170H234ZM151 172V171H150ZM207 172V171H206ZM219 172V171H218ZM229 172V171H228ZM1 173V174H2ZM176 173V172H175ZM174 173V174H175ZM184 173V172H183ZM191 174H192V172H190ZM194 173V172H193ZM200 173V174H201ZM221 173V172H220ZM226 173V172H225ZM235 173V172H234ZM240 173V172H239ZM243 173H244V170H243ZM251 173V172H250ZM256 173V172H255ZM2 174V175H3ZM12 174V175H11ZM170 174H172L171 172H170ZM173 174V175H174ZM190 174V175H191ZM210 174V173H209ZM208 174V175H209ZM215 174H217V173H215ZM229 174V173H228ZM226 175V176H230V175ZM254 174V173H253ZM262 174H264V173H262ZM261 174V175H262ZM2 175H1V177H2ZM176 175L178 176V175H180V173L178 174V172L176 173ZM176 175L175 176H173V177H176ZM184 175V174H183ZM182 174L180 175V176H183ZM190 175H188V176H190ZM193 175H195V173L193 174ZM193 175H191V177H193ZM195 175V176H196ZM201 175V176H202ZM212 175V174H211ZM211 175H210V177H211ZM219 175H222V174H219ZM234 175V174H233ZM232 175V176H233ZM242 175V174H241ZM245 175H246V173H245ZM245 175H243V177L245 176ZM250 175V174H249ZM248 175V176H249ZM259 175V174H258ZM157 176V175H156ZM160 176V175H159ZM170 176V175H169ZM172 176V175H171ZM180 176H178V177H180ZM187 176V177H188ZM194 176V179L196 178V180L198 179L197 178V176L195 177ZM200 176V175H199ZM198 176V177H199ZM224 176V175H223ZM226 176H224V177H226ZM247 176V177H248ZM11 177V178H10ZM165 177V176H164ZM178 177H176L177 178V181H179V180H183V178L182 177H180V178H178ZM184 177V176H183ZM186 177V176H185ZM186 177V178H187ZM191 177H189V178H191ZM208 177V176H207ZM217 177H218V175H217ZM235 177V176H234ZM242 177V178H243ZM25 178V179H24ZM172 178V177H171ZM176 178H175V180H176ZM185 178V180L186 181H188V178L186 179ZM213 178V177H212ZM229 178V177H228ZM233 178V177H232ZM231 178V179H232ZM242 178H239V179H242ZM249 178V177H248ZM247 178V179H248ZM165 179V178H164ZM167 179H169L168 177H167ZM179 179V180H178ZM222 179H224V178H222ZM236 179H237V175H236ZM235 179V180H236ZM256 179V178H255ZM5 180V179H4ZM30 180V181H29ZM158 180H160V178L158 179ZM166 180V179H165ZM172 180H174V178H172L171 179V182L170 183H172L173 184V182H172ZM174 180V181H175ZM211 180V179H210ZM225 181L227 180V177H226V179H224ZM229 180H230V178H229ZM0 181H1V179H0ZM20 181V180H19ZM169 181V180H168ZM184 181V180H183ZM189 181H191L190 179H189ZM195 181V180H194ZM198 181H199V179H198ZM218 181H219V179H218ZM228 181V180H227ZM234 181V180H233ZM240 181V180H239ZM242 181V180H241ZM240 181V182H241ZM244 181V180H243ZM256 181V180H255ZM9 182H11V180H9ZM13 182H14V180H13ZM182 182V181H181ZM192 182V181H191ZM191 182L189 183L188 182V184L190 185L191 184ZM196 182V181H195ZM205 182H206V180H205ZM204 182V183H205ZM211 182V181H210ZM219 182H221V181H219ZM230 182V181H229ZM228 182V183H229ZM250 182V181H249ZM249 182L247 183V184H249ZM257 182V181H256ZM261 182H264V180H262ZM169 183V184H170ZM176 183V182H175ZM179 183H180V181H179ZM179 183H177V184H179ZM187 183V182H186ZM201 183V182H200ZM209 182H207V184H208ZM212 183V182H211ZM214 183V182H213ZM233 183H236V182H233ZM244 182H242V184H243ZM159 186H161V185H163L162 183H160L159 182ZM171 184V185H172ZM199 184V183H198ZM207 184H203V185H207ZM216 184V183H215ZM231 184H232V181H231ZM237 184V183H236ZM236 184L234 185V186H236ZM246 184V183H245ZM259 184V183H258ZM5 185V184H4ZM168 185V184H167ZM179 185H181V184H179ZM178 185V186H179ZM183 185H184V183H183ZM192 185V184H191ZM194 185V184H193ZM197 184L195 183V186H196ZM213 185V184H212ZM211 184H208V186H210V189H211V187L213 188V186H212ZM217 185H218V182H217ZM216 185V186H217ZM233 185V184H232ZM239 185H240V183H239ZM254 185V184H253ZM173 186H175V185H173ZM172 186V187H173ZM215 186V185H214ZM223 186V185H222ZM188 187H190V186H186V190H185V192L186 191H191V189L193 188H195V187H190V189L188 188ZM206 187V186H205ZM220 187H221V184H220ZM219 187V188H220ZM11 188V187H10ZM18 188H20V186L18 187ZM17 188V189H18ZM27 188V187H26ZM30 188H31V186H30ZM34 188H36V186L34 187ZM63 188V187H62ZM149 188V187H148ZM166 188H167V186H166ZM175 188V187H174ZM180 188H181V186H180ZM187 188H188V190H187ZM202 188V187H201ZM204 188V187H203ZM202 188V189H203ZM209 187H207V189L206 190H210V189H208ZM215 188V187H214ZM213 188V189H214ZM224 188V191H223V189H222V194H223V192H225V189L227 188V186H226V188L225 187H223ZM254 188V187H253ZM2 189V188H1ZM37 189V188H36ZM36 189H34V190H36ZM170 189V188H169ZM218 189V188H217ZM233 189H234V187H233ZM257 189V188H256ZM9 190V189H8ZM19 190V189H18ZM25 190L26 189H24L23 188V190H21V188H20V192H22V191H24V192H22V193H25ZM50 191H51V189H49ZM49 190H45L46 192H48ZM63 190V189H62ZM168 190V189H167ZM174 190H176V189H174ZM180 190H182V189H180ZM196 190V189H195ZM204 190V189H203ZM212 190V189H211ZM215 190V189H214ZM227 190V189H226ZM229 190H231V189H229ZM228 190V191H229ZM237 190V189H236ZM250 190V189H249ZM255 190V189H254ZM16 191V190H15ZM27 191V190H26ZM31 191V190H30ZM39 191V190H38ZM42 191H43V188H42ZM54 191V190H53ZM52 191V192H53ZM58 190H56L55 192L56 193H52V194H50L49 195V197H50V199H47V202L49 201V200H51L52 202L54 201H56V203L57 204H59V207H62L63 205V203L65 202V203H67V204H69V203H71V202H73V201H71V199L70 198H67V196L68 197H70V196H72L73 195V193L71 194L70 192H69V190H66V191H68V192H66L67 194L68 193H70L69 195H67V196H64V195H62L63 193L61 192V194H60V192L59 191H61V190H59L58 192H57ZM70 191H72V190H70ZM159 191H161V190H159ZM171 191V190H170ZM200 191H201V189H200ZM200 191H198L197 193H200ZM215 191H217V190H215ZM215 191H211V196L213 195L212 194V192L214 193ZM244 191H245V189H244ZM258 191L260 192V189H258ZM37 192V191H36ZM44 192V191H43ZM64 192V191H63ZM64 192V193H65ZM80 193H81V191H79ZM78 192V193H79ZM165 192H166V190H165ZM172 192V191H171ZM179 192V191H178ZM192 192H193V190H192ZM219 192H221V191H219ZM227 192V191H226ZM226 192L224 193V194H226ZM241 192V191H240ZM19 193V192H18ZM17 193V194H18ZM21 193V194H22ZM28 193V192H27ZM35 193V192H34ZM45 193V192H44ZM43 193V194H44ZM50 193V192H49ZM49 193H47V194H49ZM77 193V194H78ZM177 193V192H176ZM181 193V192H180ZM188 193V192H187ZM194 193H196V192H194ZM203 192H201V196L200 197H203L202 194ZM205 193V192H204ZM216 193H218V192H215V194ZM231 193V192H230ZM230 193L229 192H227V194H229L230 195ZM242 193H243V191H242ZM252 193V192H251ZM254 193V192H253ZM31 194H32V192H31ZM30 194V195H31ZM37 194H38V192H37ZM40 194V195H39ZM38 195L39 196H41V192L39 193ZM76 194V196H80L81 194V196L83 197V193H81L80 195H77ZM160 194V193H159ZM158 194V195H159ZM186 193H184V195H185ZM190 194V193H189ZM205 194H207V193H205ZM249 194V193H248ZM257 194V193H256ZM19 195H20V193H19ZM18 195V196H19ZM25 196H26V194H24ZM29 195V196H30ZM33 195V194H32ZM35 195H36V193H35ZM34 195V196H35ZM45 195V194H44ZM44 195H42V196H44ZM187 195V194H186ZM194 195V194H193ZM210 195V194H209ZM208 194L207 195H204V197L205 196H209ZM221 195V194H220ZM237 195V194H236ZM22 196V195H21ZM20 196V197H21ZM24 196V197H25ZM28 196V195H27ZM26 196V197H27ZM29 196H28V198H29ZM37 196V195H36ZM35 196V197H36ZM48 196V195H47ZM65 197V198H63V197ZM80 196V197H81ZM177 196V195H176ZM179 196V195H178ZM187 196H189V195H187ZM195 196H197L196 194H195ZM232 197H234L233 196V192H232V195H231ZM243 196V195H242ZM245 196H246V194H245ZM249 196V195H248ZM19 197V198H20ZM23 197V198H24ZM25 197V198H26ZM46 196H44V198H45ZM147 197V196H146ZM181 197H184L183 196V194H182V196ZM180 197V198H181ZM199 197V195H198V197L197 198H200ZM212 197H214V196H212ZM216 197V196H215ZM213 198V199H216V198ZM221 197H223V196H221ZM231 197V198H232ZM241 197V196H240ZM239 197V198H240ZM244 197V196H243ZM11 198V197H10ZM15 198H16V196H15ZM31 198H33L32 196L30 197V199ZM38 198V197H37ZM37 198H34V199H32V201L34 200V202H37V204H39L40 202H43V201H41L42 200V198L43 197H41V199H37ZM72 198H73V196H72ZM149 198V197H148ZM161 198V196L159 197V199ZM179 198V197H178ZM188 198H190V197H188ZM187 198V201L188 202H186V199H183L184 200V202H186V203H184V204H187V203H189L190 202V200H191V202H190V204L192 203V198H190V199H188ZM194 198V197H193ZM196 198V197H195ZM217 198H219V197H217ZM231 198L229 199V197H227V199H229L230 200V202H229V200L226 202V203H228V204H230V203H232L233 204V201L231 202ZM234 198H236V197H234ZM233 198V200L235 201V199ZM242 198V197H241ZM85 199V198H84ZM201 199V198H200ZM205 199H207V197L205 198ZM204 199V201H206ZM209 199V198H208ZM223 200H224V198H222ZM225 199H226V197H225ZM19 200V199H18ZM21 200H22V198L20 199V203H22L21 202ZM25 200V199H24ZM147 200V199H146ZM149 200V199H148ZM148 200L146 201V202H148ZM195 200H197V199H195ZM194 200V201H195ZM199 200V199H198ZM197 200V201H198ZM212 199H210L209 201L210 202H212L211 201ZM237 200V199H236ZM246 200H248V199H246ZM262 200H264V199H262ZM31 201V202H32ZM45 201V200H44ZM160 201V200H159ZM181 201V200H180ZM200 201V200H199ZM203 200H201L200 202V205L201 204H203V202H202ZM207 202V203H210V202ZM214 201V200H213ZM217 199L215 200V202H214V204L215 203H217V204H219L218 202L219 201H217ZM241 201H242V199H241ZM240 201V202H241ZM244 201V200H243ZM242 201V202H243ZM257 201V200H256ZM9 202H10V200H9ZM32 203V204H36V203ZM39 202V203H38ZM47 202H44V204L45 203H47ZM50 202V201H49ZM152 202V201H151ZM156 202V201H155ZM171 202V201H170ZM169 202V203H170ZM179 202V201H178ZM224 202V201H223ZM223 202L221 203V204H223ZM237 202H239V200L237 201ZM240 202L239 203H237V204H240ZM248 202H249V200H248ZM254 202V201H253ZM24 203V202H23ZM56 203H53V205L55 204V205H57ZM64 203V204H65ZM82 203H84V201L83 202H81V204ZM144 203V202H143ZM153 203V202H152ZM152 203H150V204H152ZM160 203H162V201H160L159 202V205H162V204H160ZM194 203V202H193ZM193 203H192V205H193ZM205 203V202H204ZM236 203V202H235ZM235 203H234V205H235ZM260 203V202H259ZM15 207H16V205L18 204V202L16 203V201H15ZM29 204H30V201H29ZM49 204V205H48ZM85 204V203H84ZM163 204H165V202L163 201ZM168 204V203H167ZM194 204H197V202L195 201V203ZM206 204V203H205ZM205 204H203V205H205ZM213 204V205H214ZM221 204H220V207H221ZM225 204V203H224ZM232 204H230L231 206H230V208L232 207V210H233V206H232ZM236 204V205H237ZM241 204H243V203H241ZM240 204V205H241ZM245 204V203H244ZM243 204V205H244ZM11 205H12V203H11ZM19 205V204H18ZM21 206H22V204H20ZM47 205H48V208L50 207V203H47ZM53 205H51L52 207L51 208H53ZM54 205V206H55ZM61 205V206H60ZM69 205H71V204H69ZM78 205H80V204H78ZM77 205V207H79ZM141 205V204H140ZM156 205V204H155ZM197 205H199V203L197 204ZM202 205V209L201 210H203V207L205 208V206H203ZM209 204H207V206H208ZM213 205H212V207H211V209L213 210L215 207H213ZM216 205V204H215ZM226 205V204H225ZM225 205H223V206H225ZM239 205V206H240ZM12 206H14V205H12ZM23 206H24V204H23ZM27 206V205H26ZM32 206V205H31ZM73 206V205H72ZM72 206H70V207H72ZM83 206V205H82ZM145 206V205H144ZM153 206V205H152ZM158 206V205H157ZM167 206V205H166ZM166 206H163V207H166ZM182 206V205H181ZM186 206V205H185ZM184 206V207H185ZM206 206V208H208ZM210 206V205H209ZM218 207H219V205H217ZM226 206H228V205H226ZM225 206V207H226ZM244 206H246V204L244 205ZM243 206V207H244ZM18 207V206H17ZM35 207H36V205H35ZM42 207H43V205H42ZM41 207V208H42ZM58 207V208H59ZM74 207H75V205H74ZM80 207H81V205H80ZM79 207V208H80ZM149 207V206H148ZM156 207V206H155ZM175 207V206H174ZM179 207V206H178ZM195 207H197V208H199V207H201V206H193V207H188L189 209L190 208H195ZM217 207V208H218ZM247 207H248V204H247ZM252 207V206H251ZM261 207H264V206H261ZM36 208H38V206L36 207ZM43 208H45V206L43 207ZM48 208H47V210H48ZM62 208H65V206L64 207H62ZM73 208V207H72ZM78 208V209H79ZM141 208V207H140ZM158 208H159V206H158ZM161 208V207H160ZM171 208H173V206L171 207ZM185 208H187V207H185ZM226 208H228V207H226ZM226 208H225V210H222L221 211V209L220 208H218V210L219 211H221L223 214H224V211L226 212L227 210H229L230 208H228L227 210H226ZM240 208V207H239ZM254 208H255V206H254ZM26 209V208H25ZM56 209H57V206H56ZM66 209H69V207H67ZM81 210H82V208H80ZM85 209V208H84ZM84 209H83V211H84ZM157 209V208H156ZM164 209V208H163ZM162 209V210H163ZM174 209V208H173ZM172 209V210H173ZM176 209V211H177V208H175ZM196 209V208H195ZM194 209V210H195ZM222 209H224V208H222ZM235 209V208H234ZM245 209V208H244ZM11 210H13V209H11ZM18 210V209H17ZM20 210H22V209H20ZM30 210H32V209H30ZM29 210V211H30ZM33 210H36V209H34L33 208ZM39 210V209H38ZM38 210H36V212L38 211ZM41 210H43V209H41ZM49 210H52V209H50L49 208ZM48 210V211H49ZM53 210H55V209H53ZM60 211L61 213H62V209L60 210V209H57V211ZM71 210V209H70ZM70 210H68V212L69 213H72V211L74 210H71V212H70ZM80 210V211H81ZM155 210V209H154ZM165 210V209H164ZM169 210V209H168ZM179 210V209H178ZM184 210V209H183ZM194 210H188L187 211V209L185 210V212H183V214L184 213H186V211L187 212H190V211H192L190 214L192 215L193 214V211ZM209 211H210V208L208 209ZM207 210V211H208ZM212 210H211V212H212ZM237 210H238V208H237ZM240 210V209H239ZM238 210V213H240V216H236L238 213H236V210H234V211H231V209H230V211L229 212H234L235 214H229L228 212L226 213V214H229V215H226V216H222L221 215V213L219 214L220 216H221V218H220V220H219V217H218V215L216 216V217H218V219L216 218V219H212V220H218L217 221V224H220V226H224V228L227 230V232L229 233V234H231L232 236H234V237H250V238H252V237H255V231H257V228H254L253 226H255L256 224H255V222L254 221H252L253 219L251 218V216H250V214L248 213V211H246V213H245V210H243V208L241 207V212ZM254 210V209H253ZM10 211V210H9ZM27 211H28V209H27ZM44 211H46V209H44ZM78 211V210H77ZM175 211V210H174ZM182 211V210H181ZM197 211H198V209H197ZM204 211V210H203ZM219 211H216L217 213H219ZM17 212V211H16ZM23 212H25V211H23ZM31 212V211H30ZM33 212V211H32ZM40 212V211H39ZM49 212H51V213H53L52 211H49ZM49 212H47V214H46V212H45V214L46 215H44V216H47L48 215V213ZM60 212H59V214H60ZM86 211H84V213H85ZM159 212V211H158ZM158 212L156 211V215H158ZM165 212H167V211H165ZM169 212V211H168ZM195 213H196V211H194ZM205 212V211H204ZM204 212H202V213H204ZM216 212H212L213 214L214 213H216ZM262 212V211H261ZM12 213H14L15 214V209L13 210V211H11V213H10V218H11V216H13L12 215ZM18 213V212H17ZM16 213V215H18ZM27 212H25V214H26ZM43 213V212H42ZM42 213H41V215H42ZM55 213H58V212H55ZM54 213V214H55ZM64 213H65V209H64ZM68 213V214H69ZM78 213H79V211H78ZM128 213V212H127ZM132 213V212H131ZM161 213V212H160ZM163 213V212H162ZM176 213V212H175ZM179 213V212H178ZM198 213H201V211H200V208H199V212ZM208 213H210V212H208ZM253 213V212H252ZM251 213V214H252ZM8 214H9V212H8ZM23 214V213H22ZM33 214L35 215L36 213H34L33 212ZM40 214V213H39ZM44 214V213H43ZM54 214H52L53 216H54ZM67 214V213H66ZM72 214H73V216H72ZM72 214H70L69 216L71 217H74V214H75V212L74 213H72ZM171 214V213H170ZM177 214V213H176ZM187 214V213H186ZM186 214H184V215H186ZM206 214H207V212H206ZM205 214V215H206ZM212 214V215H213ZM247 214L249 215V216H247ZM258 214V213H257ZM21 215V214H20ZM20 215H19V217H20ZM27 215V214H26ZM30 215V214H29ZM32 216L31 215V217H36V216ZM51 215V216H52ZM58 215V214H57ZM76 215H77V212H76ZM76 215H75V217H76ZM80 215H83V214H81V212H80ZM80 215H78V217L80 216ZM139 215V214H138ZM166 215V214H165ZM172 215V214H171ZM171 215H169V216H171ZM180 215V214H179ZM191 215H190V217H191ZM204 215V214H203ZM207 215H209V214H207ZM206 215V216H207ZM230 215H232V216H234V217H232V216H230ZM256 215V214H255ZM7 216V215H6ZM51 216H49L51 219H52V217ZM85 216V215H84ZM129 216H130V214H129ZM159 216V215H158ZM161 216L162 215H160V218H161ZM188 216V215H187ZM206 216H204V217H206ZM13 217H17V218H15V221H16V219H18L19 217L18 216H13ZM23 217V216H22ZM22 217H20V218H22ZM27 217H29V216H27ZM39 217V216H38ZM42 217V216H41ZM48 217V216H47ZM46 217V218H47ZM58 217V216H57ZM57 217H53L54 219L52 220L53 222H54V220H55V222H57L56 221V219H57ZM62 217H63V213H62ZM125 217V216H124ZM163 217V216H162ZM166 217V216H165ZM164 217V218H165ZM168 217V216H167ZM175 217H177L176 215H174V218ZM180 217V216H179ZM181 217H183V216H181ZM186 217V216H185ZM209 217V216H208ZM212 217V216H211ZM214 218H215V216H213ZM249 217V218H248ZM253 217V216H252ZM256 217V216H255ZM7 218H8V216H7ZM18 219L19 220V222L17 221V222H14V223H16L15 225H18V223H20V221H22L21 219ZM30 218V217H29ZM40 218V217H39ZM45 218V217H44ZM64 218H65V215H64ZM79 218H82V217H79ZM79 218H77V219H79ZM136 218V217H135ZM173 218V219H174ZM192 218H194V216H192ZM257 218H259V220L261 219L260 217H257ZM12 219V218H11ZM35 219V218H34ZM38 219V218H37ZM41 219H43V217L41 218ZM40 219V220H41ZM51 219H49L50 221H51ZM120 219H122V218H120ZM127 219H128V217H127ZM166 220V222H168L167 221V218H165ZM182 219V218H181ZM191 219V218H190ZM195 219V218H194ZM207 219V218H206ZM210 219V218H209ZM8 220H9V218H8ZM28 220V219H27ZM27 220H26V222H27ZM30 220V219H29ZM28 220V222H30ZM48 220V221H49ZM59 220H61V218L59 217ZM66 220V219H65ZM81 220V219H80ZM79 220V221H80ZM125 220V219H124ZM175 220H177V219H175ZM175 220H172L173 222H175ZM178 220H179V218H178ZM177 220V221H178ZM199 220V219H198ZM23 221H24V219H23ZM31 221L33 222V220H32V218H31ZM37 220H35V222H36ZM45 221H47V220H45ZM47 221V222H48ZM49 221V222H50ZM67 221H72L73 222V220H72V218H67ZM76 221V220H75ZM78 221V220H77ZM181 221H183V219L181 220ZM190 221H192V219L190 220ZM202 221V220H201ZM216 221H214V222H216ZM31 222V223H32ZM46 223V224H48L47 225V227L49 226L50 227V225H51V223ZM52 222V223H53ZM123 222H125V221H123ZM179 222H180V220H179ZM211 222V221H210ZM253 223L254 225L252 226V225H250L249 223ZM258 222V221H257ZM22 223V222H21ZM20 223V224H21ZM25 223V222H24ZM34 223V222H33ZM39 223V222H38ZM120 223H122V222H120ZM128 223V222H127ZM169 223V222H168ZM20 224L18 225V227L20 226ZM29 224V223H28ZM35 224V223H34ZM44 224V223H43ZM42 223L40 224V225H43ZM55 224V223H54ZM53 224V225H54ZM71 224H73V223H71ZM70 224V225H71ZM123 224V223H122ZM126 224V223H125ZM170 224H172L171 222H170ZM9 225V224H8ZM37 225V224H36ZM36 225H33V226H35V228L36 227H38V226H36ZM39 225V226H40ZM75 225V224H74ZM76 225H78V224H76ZM94 225V224H93ZM213 225V224H212ZM260 225V224H259ZM27 226H29V225H27ZM32 225L30 224V227H31ZM32 226V229L34 228ZM45 226L46 225H44V227L42 226V229H44L45 228ZM55 227H56V224L54 225ZM53 226V227H54ZM95 226V225H94ZM94 226H93V228H94ZM124 226V225H123ZM127 226V225H126ZM217 226V225H216ZM4 227H6V226H4ZM15 227V226H14ZM25 227H26V225H25ZM47 227L44 229V230H49V229H47ZM48 227V228H49ZM96 227V226H95ZM7 228V227H6ZM11 228V227H10ZM21 228V227H20ZM27 228V227H26ZM41 228V227H40ZM89 228V227H88ZM7 229H9V228H7ZM19 229V228H18ZM30 229V228H29ZM39 229V228H38ZM52 229V228H51ZM51 229H50V231H51ZM119 229H120V226H119ZM130 229V228H129ZM254 229H255V231H254ZM260 229L262 230V229H264V228H262V226L260 227ZM259 229V230H260ZM14 230V229H13ZM26 230V229H25ZM40 230V229H39ZM38 230V231H39ZM84 230H85V228H84ZM92 230V229H91ZM98 230V229H97ZM17 231V230H16ZM20 232H22V228L19 230ZM18 231V232H19ZM27 231V230H26ZM31 231V230H30ZM33 231V230H32ZM34 231H35V229H34ZM47 231H45L44 232V234L46 233L47 234ZM12 232V231H11ZM11 232H9V234L11 233ZM24 232V231H23ZM43 231H41V233H42ZM74 232V231H73ZM86 232H87V230H86ZM90 231L88 230V233H89ZM3 233V232H2ZM1 233V234H2ZM24 233H26V232H24ZM90 233H92V232H90ZM251 233H253V234H251ZM257 233V232H256ZM258 233H260V232H258ZM12 234V233H11ZM17 234V233H16ZM28 234H29V232H28ZM48 234H50V233H48ZM52 234V233H51ZM50 234V235H51ZM76 234H78V233H76ZM83 234H84V232H83ZM3 236H4V234H2ZM24 235V234H23ZM30 235H32V236H34V237H36V239H44V240H46L47 242H48V238L49 237H45V236H43L42 237V235H43V233H42V235L40 234V232H38V233H31V234H29V236ZM249 235H251V236H249ZM261 235V234H260ZM27 236V235H26ZM78 236V235H77ZM262 236H264V235H262ZM12 237V236H11ZM79 237V236H78ZM88 237V236H87ZM3 238V237H2ZM19 238H21V237H19ZM25 237H23V238H21L22 240L24 239ZM31 238V237H30ZM29 238V239H30ZM46 238V239H45ZM259 238V237H258ZM1 239V238H0ZM13 239H14V237H13ZM33 239V238H32ZM81 239H83V238H81ZM9 241H10V239H8ZM12 240V239H11ZM25 240H26V238H25ZM44 240H42V243L44 242V243H47L46 241H44ZM3 241H5V239L3 240ZM3 241H1V242H3ZM13 241V240H12ZM40 241V240H39ZM74 241H75V237H74ZM11 242V241H10ZM88 242V241H87ZM5 243V242H4ZM58 243V242H57ZM64 243V242H63ZM82 243V242H81ZM16 244V243H15ZM12 245H13V243H12ZM88 245H89V242H88ZM0 247H1V245H0ZM40 247V246H39ZM89 247V246H88ZM16 250V249H15ZM1 251V250H0ZM23 252V251H22ZM1 253H2V251H1ZM19 253H20V251H19ZM34 253V252H33ZM38 253H39V251H38ZM95 255V254H94ZM49 257V256H48ZM192 257H195V256H192ZM6 259V258H5ZM41 260V259H40ZM49 260V259H48ZM194 261V260H193ZM78 262H80V261H78ZM188 262H189V260H188ZM190 262H191V260H190ZM5 263H6V261H5ZM195 263H197V260L195 261ZM76 264H77V262H76Z\"/></svg>",
  "mask_w": 264,
  "mask_h": 264
},
{
  "label": "water",
  "instance_id": "3",
  "mask_svg": "<svg viewBox=\"0 0 264 264\" xmlns=\"http://www.w3.org/2000/svg\"><path fill=\"white\" fill-rule=\"evenodd\" d=\"M174 1H166L169 7L168 12H171V3ZM218 1L222 7L216 8V12L210 13L209 6H211L212 0H187L188 3L184 9H186L187 15H185L189 17V20L182 21L185 25L181 29L185 30L187 40L192 42L190 49L193 47V53L198 55V58L195 57L196 61L208 67L207 72L213 78L210 80L211 86H215L214 90L218 91L222 88L218 87L217 80L224 78V73L230 71L231 66L243 77L251 78L250 81L243 79L244 86L242 85V87H236L239 83L236 86L231 83L232 89L228 86L231 90L238 89L239 96L244 99H239V97L232 99L230 96L231 99L214 105L212 108L214 112L211 113L219 120V128H223V131H215V133L221 134L217 136L222 140L224 138L232 140L236 147L242 149L264 138V0ZM238 7L242 10L241 12L236 10ZM200 10L207 15L205 14L206 21L201 19L202 24L204 23L203 28L197 30V13ZM242 12L243 14H241ZM211 15L220 19L223 27L215 24L219 21ZM163 16L167 19L165 14ZM174 25L175 31H171L166 38H169L172 49L176 47L174 39L177 35H181V25L179 26L177 22ZM176 25L179 27L176 28ZM201 34L204 35L203 39L198 37ZM181 44V49L178 52L188 55L187 45ZM187 64L191 66L192 61ZM260 73L259 80L257 77Z\"/></svg>",
  "mask_w": 264,
  "mask_h": 264
},
{
  "label": "snow or ice",
  "instance_id": "4",
  "mask_svg": "<svg viewBox=\"0 0 264 264\" xmlns=\"http://www.w3.org/2000/svg\"><path fill=\"white\" fill-rule=\"evenodd\" d=\"M249 6H251V5H249Z\"/></svg>",
  "mask_w": 264,
  "mask_h": 264
}]
</instances>
